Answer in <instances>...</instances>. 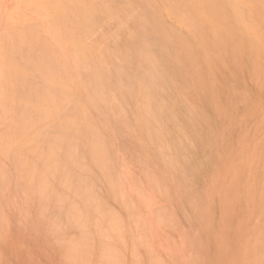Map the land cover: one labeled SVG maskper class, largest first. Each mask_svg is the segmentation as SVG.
<instances>
[{
	"label": "bare ground",
	"instance_id": "6f19581e",
	"mask_svg": "<svg viewBox=\"0 0 264 264\" xmlns=\"http://www.w3.org/2000/svg\"><path fill=\"white\" fill-rule=\"evenodd\" d=\"M231 1V0H230ZM238 1V0H237ZM249 0H247V4H246V7H247V5L250 3V1L248 2ZM263 1V0H262ZM157 2H164V6H166V7H168V12L174 17V19L176 18L180 23H181V27H182V25H185L186 26V28L189 30V34L187 33V32H184L185 30H186V28L184 27L183 29H184V31L181 29V27H180V29H181V31L183 32L182 34H184V33H187V35L188 36H186V35H183V36H181L180 35V33L181 32H178L177 33V31H176V33L177 34H174L173 32H172V30H170L171 28H168L169 26L168 25H172V24H175V23H170V21H172L173 19H170L169 20V24L166 26L165 24H167V20L166 19H164L163 21H167V22H163L162 21V18H160L159 16H160V14H159V11H158V8H157V6H159V3H158V5H157ZM224 2H226V3H228L227 1H225V0H0V132H1V130L3 129V131L1 132V135H0V158L2 159V156H4L3 157V159L6 157L7 159H4L5 161H1V159H0V161L2 162V164H1V166L2 167H4V169L5 170H9V172H10V167H11V169L14 167V164H15V167L17 166V162H18V164H21V166L23 165L24 167H26V171H27V173H24L23 174V172H22V169L24 170V172H26L25 171V169H24V167L22 166V168L21 167H19V166H17V168H18V170L15 168V170H17L19 173H20V177H22V178H20L21 180H22V182H18L17 180H19V179H16V177L18 176V172L16 171V172H14L15 174L17 173V175H15V174H13V175H15V177H14V182H18V185L17 186H19V187H25V184L26 183H28V185L29 186H32L33 185V183L34 182H36L37 180L36 179H39V176L37 175V168H38V166H39V168H40V170H41V165L43 166H45V171L43 172L42 171V175L40 176V184H41V186H44V184L42 185V182L43 183H45L46 185V189L44 188V187H41V188H43V193H38V191H40L41 189H39V190H37V189H33L34 188V185L32 186L33 188V190H34V192L33 191H31L32 189L30 188L29 189V186L27 185L26 187H27V192H28V194H32L33 196H34V194H41V197H42V199H41V197H39L40 198V200H43L44 202L42 203L40 200H38L39 198H38V196L39 195H37L36 197L34 196L33 198H35V199H37L38 200V202H37V200H35L37 203V213H36V217L37 218H39V216H41V221H42V225L40 224L39 226H41L40 228V230H43V232H45V230H46V233H47V235H49L47 238H51L50 239V242H53V240L52 239H54V238H52L51 236L53 235V234H55V232L53 233L52 231H50L49 230V228L51 229V228H57V231L58 232H60V229L62 228V227H64V226H62V225H65V221H66V219H65V216L67 215V214H63V216H62V218L60 217V214H59V212L60 211H62L63 212V210L62 209H65L64 208V204H63V206H62V204H58V206H57V204H56V207H58V208H56V211H55V209H53L55 212H57V210H59V208L60 207H63V208H60L61 210L58 212V217H57V215L55 216V213H54V217L55 218H59L60 217V219L58 220L59 222L61 221V222H63L64 224H62L61 222V224H59V223H57L58 221H53L52 220V222L50 223V222H48V223H50V225L48 226L47 224V221L46 220H44V217L41 215V214H44V212H46L45 214H44V216H46V214L48 215L49 214V211H47V210H51V209H47L46 210V208L49 206V205H51L50 204V201L53 199L52 197H56V199L54 200V205H55V201L56 200H58L57 198H59L60 199V196H61V198L63 197L64 198V196H65V200H66V198H67V200L66 201H70V204H68L69 202H66V201H64V202H66L68 205V207L66 206V208H76V211H77V205L79 206V204L78 203H83L84 204V202H86V198H84V199H86V200H82L81 202H79V199L77 198V197H75L76 195H79L80 194V192H81V194L80 195H83L84 194V191H83V189L85 188V187H81V186H78V185H80L82 182H77L78 180L80 181V179H78V178H81L82 180L81 181H83V178H85L86 176H87V174H89L88 172H89V170H90V172H91V169L90 168H92V167H90L89 166V164L87 163V159L85 158L86 156H84V154L85 155H89V156H92L91 157V160H92V158L93 157H95L97 160L98 159H100L101 160V158L103 157V154H104V156L108 153L107 151H104L103 149H106V150H108V148H106L105 147V145H107V144H105L104 142V138H102V136L104 137V135H102V136H100V134H99V130H98V127L97 126H100L99 125V122L97 123L96 121V117H95V119H93V117L96 115H98L97 113H101V111L104 109V113L106 112V113H108V112H111L113 115H114V117L116 116L117 117V114H115V112L116 113H120L121 111H122V109H123V105L122 104H129L128 103V101L130 102H132L133 100H129V99H132V98H134L136 101H138V105H137V103H136V105L134 104V103H131L132 105L134 104L135 106H133V107H135L136 108V106H137V109H138V107L140 108V112L141 113H139V111H137L138 113H137V121H136V113L134 112L133 114H134V119H135V122L137 123L136 125L137 126H135V127H137V129H139L140 130V127H142V130H143V128H144V130L142 131L141 130V133L143 132V133H145L144 134V137L146 136L147 137V135H146V131H147V134L149 135V137L148 138H150V140L151 141H149L148 140V138L146 139V137L144 138V139H146L147 141H149L148 143L150 144V145H152L153 143L152 142H155L156 141V143H157V148L159 147V145H160V150H157L158 152H156L157 153V157H155L154 159H156V158H160V159H165L164 161H166L167 160V158H169V156L167 155L168 153H166V155L165 154H163V152L165 153L166 152V148H168L167 150L168 151H170V150H172V148H175V150L173 149V151H175V153L174 152H170L171 154L173 153V154H176V155H178L179 156V152L178 151H180L179 150V147H178V145H181L180 143H184L183 145H181L183 148H184V145H185V142H186V140H184V138L185 139H187V138H193L194 139V141H195V139H197V142H196V144L194 143V141L192 142V141H189V142H192L193 143V145H194V147H192V146H189L190 144H188L187 145V147L189 146V149H193L194 151H196L195 149L197 148V150L198 151H196V153H195V156H197L196 154L197 153H199V154H201V155H199V156H201V158H199L200 160L201 159H209V157H206L205 156V154L208 156H211V153H212V149H213V143H215V142H218L219 140H216L215 142H213L214 141V138H215V136H217V134L210 140V138L211 137H209L208 139L205 137L206 136V134H208L207 133V131L209 132V128H208V125H207V123L205 124L204 122L205 121H207V120H205L204 122H203V120L205 119V118H207V117H203L202 116V113H203V110L201 109L200 111L202 112V113H200L198 110V108H196V105H197V107H198V103H197V101H198V98L195 100L194 98L197 96V95H199L201 92H203V90H204V88H206L205 86H204V88H203V86L202 85H200V84H202V83H197L198 81H201V78H202V76H201V72H200V70L198 69V66H200V65H198V64H196L197 63V59H199V52L200 51H202V49L205 51V50H208L207 51V53L209 52V53H211V50L213 51H215V50H217V54H219L220 55V58H219V60H220V63H221V59H222V61H225L226 62V64L228 63L229 64V62H233V61H237L235 58V54H233L232 53V51H233V49H232V51H231V46L228 44V41H225V38H224V36H223V40L224 41H222V35L224 34L222 31V28L220 27V29H215L214 30V27L213 28H211L210 26L211 25H208V26H206L207 24H211L212 22H211V19L209 20L211 23H206V25L203 23V21L202 22H200V19H203V18H201L200 17V15H202V14H200V11H202L203 10V12H206L207 14H209L211 17L212 16H214V17H216L217 15H218V12L222 9L223 10V13H224V11H226V10H224L223 8H221L220 7V5H222ZM233 2V1H232ZM236 2V1H235ZM242 2H243V0H242ZM252 2V1H251ZM246 3V2H245ZM244 3V4H245ZM263 3V2H262ZM231 4V3H230ZM229 4V5H230ZM241 4V3H240ZM243 4V5H244ZM236 4H234L233 3V5L232 6H235ZM252 5V4H251ZM251 5H249L250 7H251ZM163 6V7H164ZM231 6V5H230ZM242 6V5H241ZM241 6H239V7H241ZM229 7V6H228ZM243 7V6H242ZM241 7V8H242ZM245 7V6H244ZM256 7V6H255ZM254 4L252 5V8H253V11H254V13L253 14H255V11H258V8H256V10H254ZM221 8V9H220ZM166 9V8H165ZM225 9H228V8H225ZM231 9V8H230ZM237 9H239V8H237ZM236 9V10H237ZM234 10V9H233ZM240 10V9H239ZM239 10H237L238 12H239ZM166 11H167V9H166ZM237 11H236V13H237ZM241 11V10H240ZM244 11V10H243ZM248 11V10H247ZM252 11V10H251ZM163 12H164V10H163ZM162 12V13H163ZM202 12V13H203ZM221 12V11H220ZM228 11H226V13H227ZM233 12V11H232ZM259 13H260V11H258ZM257 12V13H258ZM166 15H168L166 12H164ZM222 13V12H221ZM229 13V12H228ZM248 13V12H247ZM258 13V14H259ZM33 14H35V16H36V18L33 16ZM205 15V14H204ZM208 15V17L210 18V16ZM225 15V14H224ZM228 15H230V14H228ZM239 15V14H238ZM250 15V14H249ZM32 16L34 17V18H32ZM219 16V15H218ZM235 16V15H234ZM230 17V16H229ZM205 18H207L206 16L204 17V20H205ZM213 18V17H212ZM232 18V17H231ZM235 18V17H234ZM233 18V19H234ZM214 19V18H213ZM226 19H227V17H226ZM230 19V18H229ZM228 19V20H229ZM233 19H231V20H233ZM262 19V18H261ZM33 20V21H32ZM34 20H36V21H34ZM218 20V19H217ZM236 20V19H235ZM237 20H238V18H237ZM206 21V20H205ZM204 21V22H205ZM213 21V20H212ZM238 21H240V20H238ZM34 22V23H33ZM215 22H216V20H215ZM176 23H177V21H176ZM216 23H218V22H216ZM221 23V22H220ZM234 23V22H233ZM236 23H237V21H236ZM31 24H33V25H31ZM219 24V23H218ZM216 25V26H218L219 27V25ZM223 24V23H222ZM221 25V24H220ZM212 26H215V24L214 25H212ZM216 26H215V28H216ZM234 26H236V25H234ZM174 27H175V25H174ZM173 27V28H174ZM225 27L227 28V26L225 25ZM224 27V28H225ZM229 27V26H228ZM240 27V26H239ZM238 27V29L237 30H240V28ZM248 28L250 27V25L249 26H247ZM175 28H178V27H175ZM230 28V27H229ZM229 28H228V30H226L227 31V33H229L230 35H231V31L230 32H228L229 31ZM244 28V27H243ZM251 28V27H250ZM179 29V28H178ZM174 30V29H173ZM236 30V29H235ZM234 30V31H235ZM242 30V29H241ZM248 31H250L249 29H247ZM44 31V32H43ZM219 31H221L223 34H219ZM237 32V31H236ZM236 32H235V34H236ZM152 33V34H151ZM238 34H239V32H237ZM242 33H244L243 35H245V32L243 31ZM248 33H250V32H248ZM154 34V35H153ZM179 34V35H178ZM229 34H228V36H229ZM234 33H233V36L235 35ZM251 34V33H250ZM249 34V35H250ZM256 34V33H255ZM98 35V37H96ZM220 35H221V38L219 39L218 37H220ZM253 37H254V35L253 34H251ZM96 37L97 38V40L94 42V43H91L90 42V40L92 39L91 37ZM150 36V37H149ZM218 36V37H217ZM232 35H231V38L233 37ZM245 36H248L247 34L245 35ZM256 36V35H255ZM152 37H154V39H156V40H153L152 39ZM191 37L193 38V40H194V45L196 44V46L197 47H199V48H195V46L193 47V44H192V42L190 41L191 40ZM147 38H150V41H149V39H147ZM235 38L237 39V34L235 35ZM239 38V37H238ZM243 38V42H244V38L245 37H242ZM248 38H249V36H248ZM226 39H227V37H226ZM247 39V38H246ZM230 40V39H229ZM233 40V39H232ZM239 40V39H238ZM238 40H237V42H238ZM256 40L258 41L259 40V38L257 39L256 38ZM256 40H253L252 41V44H253V42L254 41H256ZM92 41V40H91ZM147 41H149L150 43H152V44H150L149 42H147ZM170 43H169V42ZM231 41V40H230ZM240 41H241V38H240ZM239 41V42H240ZM250 41V40H249ZM155 42H158V43H155ZM162 42H164V43H167L168 45L169 44H171L170 46L171 47H173V45H174V51H173V49L172 50H169V49H167V47H168V45L166 44V48L164 49V51H163V53L161 52L162 51V49H160L161 51L159 52L158 51V49L159 48H163V46H161L163 43ZM233 42H234V40H233ZM246 42V41H245ZM150 45H149V44ZM154 43V44H153ZM159 43H162L161 45L159 44ZM247 43V42H246ZM245 43V44H246ZM262 43V46H264V42H259V45ZM156 44H159L160 45V47H158L157 46V51L156 52H158V53H156V54H158V57H156L157 55H155V53L153 52V50L155 51V49L156 48H153V46L154 45H156ZM236 44V43H235ZM237 44H241V43H237ZM152 45V46H151ZM232 45V44H231ZM238 45V46H239ZM257 45V46H256ZM150 46V47H149ZM165 46V45H164ZM170 46H169V48H170ZM241 46V45H240ZM247 47H249L248 45H246ZM261 46V45H260ZM259 46V47H260ZM153 48V50H152V52H151V49ZM156 47V46H155ZM176 47V48H175ZM232 47H233V45H232ZM255 47H257V48H259L258 47V42H256V44H255ZM177 48H179V50L177 49ZM264 47H262V50H261V54H262V52H263V54H264V49H263ZM236 48H234V50H235ZM245 49H246V47H245ZM261 49V48H260ZM200 50V51H199ZM237 50V49H236ZM236 50H235V52H236ZM243 50V52H245L244 51V49H242ZM249 50H250V47H249ZM248 50V51H249ZM171 51L172 52H176L177 51V54L175 53V55L173 54V59H172V56H171ZM214 51H213V53H214ZM239 51V50H238ZM254 51H255V48H254ZM253 51V52H254ZM203 52V51H202ZM206 52V51H205ZM205 52L203 53V55L202 56H206L207 57V55L205 54ZM242 52V51H241ZM153 53V54H152ZM160 53H161V55H160ZM208 53V54H209ZM239 53H240V51H239ZM238 53V54H239ZM246 53V52H245ZM249 53V52H248ZM248 53H246L247 54V56H248ZM255 53H257V51L255 52ZM259 53V52H258ZM205 54V55H204ZM212 54V53H211ZM241 54V53H240ZM262 54V55H263ZM214 54H212V56H213ZM218 55V56H219ZM249 55H251V54H249ZM262 55H260V56H262ZM154 56V57H153ZM210 54H209V57L211 58L212 57ZM241 56H242V54H241ZM215 57V55L213 56V58ZM246 57V56H245ZM255 57V56H254ZM263 57V56H262ZM262 57H260L261 58V60H262ZM242 58V57H241ZM240 58V59H241ZM201 59V62H203V60H202V57L200 58ZM205 59H209V58H205ZM245 59V58H244ZM210 60V59H209ZM211 60L214 62V60L211 58ZM216 61L218 62V57H216ZM244 60L242 59V63H244L243 62ZM204 62H205V64H209L208 65V67H209V71H211V69H210V66H211V64H214V65H216L215 63H211V62H206L205 60H204ZM203 62V63H204ZM239 62V61H238ZM238 62H234V64H237ZM200 63V62H199ZM211 63V64H210ZM219 63V62H218ZM240 63H241V61H240ZM239 63V64H240ZM257 63H259V62H257ZM227 64V65H228ZM233 64V63H232ZM245 64H247L246 63V61H245ZM198 65V66H197ZM222 65V64H221ZM224 65V64H223ZM241 65V64H240ZM183 66L184 67H186V68H184L183 69ZM237 66V65H236ZM245 66V65H244ZM249 66V65H248ZM247 66V67H248ZM202 67V66H201ZM212 67V71H211V74H213V73H215L214 72V70H213V67L214 66H211ZM223 67V66H222ZM225 67V66H224ZM229 67V69H231L230 68V66H228ZM231 67H233V66H231ZM235 67V66H234ZM241 67H242V65H241ZM246 67V66H245ZM259 67V66H258ZM207 68V67H206ZM214 68H217L216 66L214 67ZM226 68V67H225ZM224 68V69H225ZM238 68H240V67H238ZM237 68V69H238ZM202 69H203V67H202ZM223 69V68H222ZM234 69V68H233ZM241 70H242V68H240ZM217 71H218V73L222 76L225 72H223V74H221L220 72V70L219 69H216ZM226 70H228V69H226ZM133 71V75H131V72ZM224 71V70H223ZM230 71V70H229ZM246 71V70H245ZM245 71L244 72H242V73H245ZM264 71V70H263ZM236 72H239V71H236V70H234V76H236L235 78H237V75H239V74H236L235 75V73ZM217 73V72H216ZM216 73L213 75L214 77H213V80H216L217 79V76H216ZM228 71H227V76H228ZM239 73H241V72H239ZM210 74V73H209ZM232 74V73H231ZM203 75H204V73H203ZM218 75V74H217ZM219 75V76H220ZM225 75V76H226ZM230 75V74H229ZM243 76H244V74H242ZM241 75V76H242ZM216 76V77H215ZM223 77L224 78V80L227 78V76L226 77ZM233 76V74L231 75V76H229V77H231L230 79H229V81L231 82V81H233L235 78H233L232 77ZM260 76V75H259ZM34 77H36V78H34ZM38 77V78H37ZM40 77V78H39ZM207 77V76H206ZM210 77V76H209ZM245 77V76H244ZM216 78V79H215ZM219 78H221V80L223 79L222 77H219ZM40 80V82H38L39 80ZM208 79V78H207ZM211 80H212V77L210 78ZM239 79H242V77H240ZM238 78H237V80H239ZM245 79V78H244ZM38 82V84L36 83V81ZM217 80H219V81H221L220 79H217ZM216 80V81H217ZM224 80H222L221 81V83H223V82H225ZM227 80H228V78H227ZM195 81H197V82H195ZM216 81H214V82H216ZM240 81V80H239ZM239 81H237V83L239 82ZM245 81V80H244ZM243 81V82H244ZM201 82H203V81H201ZM230 82H228V84L231 86V89H233V87H232V85H235V81H233V84H232V82H231V84H230ZM241 82V81H240ZM239 82V83H240ZM243 82H241L240 84L238 83V85H237V87H239V88H237L236 86V88L234 87V89H239V91H242L243 89L241 88V87H243V86H241L242 85V83ZM246 82V81H245ZM40 83H42V84H40ZM196 85H195V84ZM210 83H211V81H210ZM217 84H220L219 85V87L221 86V83H219L218 81L216 82ZM204 84V83H203ZM217 84H216V86H215V84H213L212 86H215L216 88H217ZM225 83H223V85H224ZM244 85V84H243ZM258 85V84H257ZM39 86H42V87H39ZM226 86V85H225ZM224 86V87H225ZM106 87H108L109 88V90H108V88L106 89ZM208 87H209V85H208ZM214 88V87H213ZM244 88V87H243ZM210 89H212V88H210ZM233 89V90H234ZM192 90V91H191ZM208 91H210L209 90V88L207 89ZM246 90H247V87H246ZM249 90V89H248ZM235 91V90H234ZM233 91V92H234ZM238 91V92H239ZM243 91H245V90H243ZM205 92V91H204ZM214 92H215V90H214ZM232 92V91H231ZM231 93L232 95L231 96H236V94H237V98H238V95H239V93ZM236 92V91H235ZM206 93V92H205ZM210 94H211V91L209 92ZM212 93H213V91H212ZM218 93H219V88H218ZM246 93V92H245ZM245 93H244V95H243V97L245 96ZM247 93H248V91H247ZM262 93H263V91H262ZM207 94V93H206ZM220 94V93H219ZM221 94H222V92H221ZM241 94H243V92L241 93ZM215 95V94H214ZM217 95V94H216ZM248 95V94H247ZM184 96H189V97H191V102L189 103V101L187 102V101H184V100H187V98L185 97V99H184ZM221 96V95H220ZM233 96V98L231 99V100H234L235 101V99H237L236 97H234ZM189 97H188V99H189ZM211 99L212 100H214L213 99V96H212V94H211ZM216 97V96H215ZM219 96H217V98H218ZM227 97V96H226ZM230 97V96H229ZM246 97H248L249 98V96H246ZM192 98L195 100V102H196V105H194L195 103H192ZM216 98V99H217ZM223 98V97H222ZM235 98V99H234ZM184 99V100H183ZM210 99V98H209ZM210 99V100H211ZM215 99V100H216ZM228 99V98H227ZM246 99V98H245ZM252 99V98H251ZM135 100L133 101V102H135ZM209 100V101H210ZM214 100V101H215ZM221 100V99H220ZM224 100H226L225 98H224ZM238 100L239 99H237V101H235V102H238ZM249 100H250V98H249ZM249 100H248V102H249ZM127 101V103H124V102H126ZM214 101H212V102H214ZM217 102H218V100H216ZM241 101V100H240ZM239 101V102H240ZM261 101V100H260ZM116 102H118V104L116 103ZM199 102V101H198ZM201 102V101H200ZM222 102V101H221ZM231 102V101H230ZM244 102V101H243ZM113 103H115L114 105H113ZM211 103V102H210ZM111 104V108H109L110 105ZM131 104H130V106H128L127 105V107H129V108H132L131 107ZM216 103H214V105H215ZM217 104H221V103H217ZM223 104H224V102H223ZM233 104H234V102H233ZM232 104V105H233ZM236 104V103H235ZM203 105V104H202ZM214 105L212 104V106L214 107ZM225 105V104H224ZM229 105V104H228ZM231 105V104H230ZM237 105V104H236ZM239 105V104H238ZM237 105V107H238V109L240 108V106H238ZM245 105V104H244ZM247 105V104H246ZM246 105H245V107H246ZM225 106H227V103H226V105ZM234 106V105H233ZM249 106H250V103H249ZM203 107V106H202ZM219 107V111H220V106H218ZM217 107V108H218ZM222 107H224V106H222ZM228 107V106H227ZM231 107V106H230ZM243 107V106H242ZM210 108H211V105H210ZM232 108V107H231ZM235 108V107H234ZM204 109H206V108H204ZM212 109V108H211ZM237 109V110H238ZM128 110V109H127ZM127 110H126V114H127ZM135 110V109H134ZM133 110V111H134ZM217 110V112L216 113H219V111ZM229 110V112H230V109H228ZM108 111V112H107ZM128 111H131V109L130 110H128ZM214 111H216L215 110V107H214ZM221 111H222V109H221ZM224 111H225V109H224ZM227 111V110H226ZM204 112H206L207 113V111H205L204 110ZM223 112V111H222ZM221 112V113H222ZM234 112V111H233ZM238 112V111H237ZM94 113H96L94 116H93V114ZM213 113H215V112H213ZM221 113H219V114H221ZM226 114V112H223V114ZM240 113V112H239ZM121 114V113H120ZM122 114H124V112H122ZM126 114H125V118H127V116H126ZM133 114H132V116H133ZM205 114V113H204ZM209 116H210V113H207ZM206 114V115H207ZM219 114H217V115H219ZM222 114V115H223ZM230 114V113H229ZM228 114V115H229ZM109 115H110V113H109ZM127 115H129V113L127 114ZM139 115V116H138ZM215 115V114H214ZM214 115H213V117H214ZM227 115V114H226ZM227 115V116H228ZM106 116V115H105ZM111 116V115H110ZM109 116V117H110ZM119 116V115H118ZM130 116V115H129ZM108 117V118H109ZM111 117H113V116H111ZM124 117H122V118H124ZM222 117V116H221ZM229 117V116H228ZM117 118H121L120 116L119 117H117ZM204 118V119H203ZM209 118V117H208ZM216 118V117H215ZM128 119V118H127ZM127 119H126V122L127 123H125V122H123V119H121V121L119 120V122H123L122 124H124L125 123V127H126V124H127V128H128V125H131L132 126V124H131V122H133L131 119H130V121H129V119H128V121L130 122V123H128V121H127ZM180 119V120H179ZM212 119V118H211ZM225 119H227L226 117H225ZM96 120V121H95ZM103 120H104V117H103ZM116 120V119H115ZM209 120V119H208ZM218 122H219V120H218V118L216 119ZM224 120V119H223ZM230 120V119H229ZM233 120V119H232ZM107 121V120H106ZM124 121H125V119H124ZM192 121L195 123V125L192 123ZM209 121H211V120H209ZM208 121V122H209ZM212 121H213V119H212ZM227 121V120H226ZM225 121V123H227ZM108 122V121H107ZM111 122V121H110ZM113 122V121H112ZM117 122V121H116ZM192 124H191V123ZM214 122V121H213ZM222 122V121H221ZM115 123V122H114ZM184 125L183 127H182V124ZM189 123L191 124V127H190V125H189ZM210 123V122H209ZM169 124H171V125H169ZM181 124V125H180ZM202 124H205L206 126L205 127H207L208 128V130H206L207 128H205V130H204V125H202ZM121 125V124H120ZM120 125H118V122H117V126H115V127H118L120 130H125L126 132H128V129L129 128H131V129H133L131 126H129V128L128 129H123V128H121L120 127ZM201 125H202V127H203V130H202V127H201ZM210 125H212V123L210 124ZM214 125H215V122H214ZM213 125V126H214ZM223 125H224V123H223ZM242 125H243V123H242ZM121 126H123V125H121ZM199 128H198V127ZM219 126V125H218ZM226 126V125H225ZM109 127V126H108ZM114 127V128H115ZM139 127V128H138ZM170 127V128H169ZM172 127V128H171ZM182 127V128H181ZM185 127H187V128H185ZM197 127V128H196ZM212 127V126H211ZM211 127H210V129H211ZM220 127H221V125H220ZM219 127V128H220ZM47 128H49V129H51V128H53L52 130H53V133H49V132H47L46 130H47ZM113 128V129H114ZM171 129V130H169V129ZM109 129H112L111 127L109 128ZM116 129V128H115ZM215 129H217L216 127H215ZM242 129V128H241ZM118 130V129H117ZM184 131V133H183V131ZM212 130V129H211ZM225 130V129H224ZM112 131V130H111ZM110 131V132H111ZM124 131V132H125ZM132 131V130H131ZM136 131V129L135 130H133L132 132H130V134H133L132 135V137L134 136V134L136 133V135H137V132H135ZM188 133H186V132ZM214 131H216V130H214ZM230 131V130H229ZM252 131V130H251ZM101 132V131H100ZM113 132V131H112ZM122 132L123 131H121V134H122ZM125 132V135L127 136V137H129L130 138V136L131 135H128V133H126ZM133 132H135V133H133ZM204 132L206 133V134H204ZM119 133V132H118ZM53 134V135H52ZM112 134V133H111ZM114 134V133H113ZM210 134V135H209ZM208 134V136H211L212 134L211 133H209ZM221 134H223V132H221ZM230 134V133H229ZM120 135V134H119ZM123 135V134H122ZM125 135L123 136L124 138H125ZM188 135H190V136H188ZM218 135H220V133H218ZM138 136V135H137ZM111 137V136H110ZM125 138V139H127L126 140V143H127V141H131V142H133L134 143V137L132 138L134 141H132L131 140V138L130 139H128V138ZM204 137H205V140H204ZM120 138H121V136H120ZM119 137H118V139L119 140H121ZM137 138V137H136ZM190 138H189V140H190ZM217 138H218V136H217ZM220 139L222 138V137H219ZM223 138H224V136H223ZM112 139V138H111ZM123 139V138H122ZM143 139V141H145ZM193 139H191V140H193ZM226 139V138H225ZM105 140H106V137H105ZM107 140H109V139H107ZM199 140H201V141H199ZM183 141V142H182ZM185 141V142H184ZM187 141H188V139H187ZM211 141V142H210ZM108 142V141H107ZM106 142V143H107ZM112 142H113V139H112ZM117 142L119 143L120 141H118L117 140ZM121 142H124L125 143V141L123 140V141H121ZM136 142H137V144H136ZM136 142L134 143V145H137V146H133L134 148L135 147H138V144L139 145H141V146H143V147H145L144 145H142V143L140 144L139 142H138V140L136 139ZM146 142V141H145ZM201 142H202V144H203V147H200V146H202V144H201ZM116 143V142H115ZM132 143V144H133ZM147 143V142H146ZM147 143V144H148ZM152 143V144H151ZM191 143V144H192ZM108 144H110V146H111V142L110 143H108ZM199 144V147L201 148V150L199 151V147H197V145ZM212 145V146H210V149H208L207 147L208 146H206V145ZM218 144V143H217ZM120 145V144H119ZM122 145V144H121ZM129 145V144H128ZM149 145V146H150ZM109 146V145H108ZM124 147H126L125 145H123ZM122 146V147H123ZM154 146H155V143H154ZM180 146V148L182 149V147ZM204 146H206L205 148H207V151H205L206 149L204 148ZM105 147V148H104ZM115 147H116V145H115ZM113 148L114 150H116V148ZM117 147H119L118 145H117ZM132 147V146H131ZM132 147V148H133ZM177 147H178V151L176 150L177 149ZM192 147V148H191ZM211 147H212V149H211ZM214 147H217V146H214ZM233 147V146H232ZM120 148V147H119ZM147 148V147H146ZM154 148V147H153ZM152 148V149H153ZM205 150H204V149ZM219 148V147H218ZM214 149V151L215 150H219V149ZM110 149H112V147L111 148H109V152H110ZM126 149V148H125ZM162 149L163 150H165V151H163L162 152ZM184 149H186V146H185V148ZM221 149V148H220ZM129 150L131 151V149L129 148ZM128 150V151H129ZM140 150H142V149H140ZM147 150H149L150 151V149L149 148H147ZM236 150V149H235ZM17 151V152H16ZM103 151H104V153H103ZM113 151V150H112ZM111 151V152H112ZM117 151H118V149L115 151L116 153H117ZM127 153H128V151H127V149L125 150ZM124 151V153L123 154H125L126 152ZM130 151H129V153H130ZM183 151V153L186 155V151H187V149H186V151L185 150H182ZM185 151V152H184ZM201 151H205V152H207V153H204V152H201ZM211 153H210V152ZM261 151V150H260ZM19 153L18 155L17 154H15V153ZM114 152V151H113ZM118 152H120V150L118 151ZM123 152V151H122ZM122 152H121V154H122ZM135 151H133V153H134ZM193 152V151H192ZM231 152V151H230ZM250 152V151H249ZM248 152V153H249ZM8 153H10V157L9 156H6ZM12 153H14L15 155H16V157H15V155L14 154H12ZM151 153V152H150ZM182 153V152H181ZM182 153V154H183ZM203 153V154H202ZM226 153V152H225ZM83 156H82V155ZM110 154V159L112 158V155H113V153H109ZM119 155L118 153L117 154H115V155H119V156H121L122 157V155ZM170 154V155H171ZM173 154L171 155V157L172 158H170V159H173V160H175V156H173ZM182 154H180V155H182ZM183 154V155H184ZM188 154H190V152L188 153ZM188 154H187V156L185 157V158H187V159H185L184 158V156L182 155L181 156V158H180V156H179V158H180V161L178 160L179 158H178V156H177V160L179 161V163H181L182 161H188V159H189V161H188V165L190 164L189 162H190V156H191V154L188 156ZM194 154V153H193ZM219 154V153H218ZM2 155V156H1ZM9 155V154H8ZM12 155V156H11ZM82 157H81V156ZM127 155V154H126ZM126 155H124V157H125V160H126ZM139 155H140V152H139ZM138 155V156H139ZM205 157H204V156ZM16 159H18V160H20V163H19V161L17 160V162L16 161H13L15 158ZM80 156V157H79ZM107 156H108V154H107ZM130 156H131V154H130ZM133 156V155H132ZM130 157V161L132 160V159H134L133 157H135V159H138L139 157V159H140V163L142 162V161H145L144 159V156H143V158H142V156H139V157H137V153H135V156H133V157ZM202 156H203V158H202ZM8 157L10 158V160H11V158L13 159L12 161L13 162H11V165H10V161H8L9 159H8ZM83 157L86 159H84L83 160ZM118 157V156H117ZM123 157V158H124ZM137 157V158H136ZM182 157H183V159H185V160H183L182 159ZM192 157V156H191ZM194 157V156H193ZM212 157V156H211ZM109 158V157H108ZM115 158H116V156H114L113 155V160H115ZM123 158H117V160L119 159V161H117V163H115V165H117L121 160L122 161H124V159ZM128 158H129V156H128ZM127 158V159H128ZM152 158V157H151ZM151 158H149V159H151ZM15 159V160H16ZM62 159H65V160H67L68 162H66L67 164H68V167H63V166H67V165H64L65 164V161H62V162H60ZM105 159H107V158H105ZM105 159H102L103 161H105ZM110 159H109V161H110ZM139 159L137 160V162L139 161ZM143 159V160H142ZM181 159H182V161H181ZM199 159H197V160H195V161H197V162H195L197 165H199L200 163H201V165H202V161H200L199 162V164H198V160ZM207 159L205 160V161H207ZM6 160H7V163H8V165H10V167H7L6 168V164H5V162H6ZM81 160V161H80ZM82 160L84 161V163H85V161H86V163L88 164V166L87 167H90L89 168V170H88V172H87V174H86V170L84 171V172H82V170H78L79 169V167L82 169V166H83V162H82ZM90 160V161H91ZM97 160H93V161H97ZM129 160V159H128ZM142 160V161H141ZM159 160V159H158ZM210 160V159H209ZM208 160V161H209ZM247 160V159H246ZM103 161H101V162H103ZM107 161H108V159H107ZM130 161H128V162H130ZM133 161V160H132ZM135 161V160H134ZM146 161L147 162H149L147 159H146ZM160 161V160H159ZM163 161V162H164ZM178 161H176L177 163H176V165L177 164H179L178 163ZM204 161V160H203ZM221 161V160H220ZM259 161V160H258ZM80 162H82V163H80ZM106 162V161H105ZM105 162H103V164L105 163ZM113 162V161H112ZM116 162V161H115ZM147 162H145V163H147ZM150 162H152L153 163V160L151 159L150 160ZM149 162V163H150ZM157 162V161H156ZM169 162V160L167 161V162H165V163H167L169 166H171V165H173V162L172 161H170L171 163V165L168 163ZM193 162V161H192ZM213 162V161H212ZM244 162V161H243ZM243 162H242V164H243ZM246 162V161H245ZM12 163H14V164H12ZM62 163V164H61ZM91 163H92V161H91ZM94 163V162H93ZM92 163V165L94 166V165H96V163H97V167L98 168H96V166L94 167L95 169H97V170H99L100 168L99 167H103L104 168V166H103V164H100L101 166H99L98 164H99V162L97 161L95 164H93ZM107 163V162H106ZM105 163V164H106ZM125 163H127L126 161L125 162H123V167L125 166L124 164ZM142 163H144V162H142ZM149 163L147 164V165H149ZM152 163H150V164H152ZM175 163V162H174ZM194 163V162H193ZM3 164H4V166H3ZM41 164V165H40ZM81 164V165H80ZM104 164V165H105ZM185 164H187L186 162H185ZM195 164V165H196ZM205 164V163H204ZM264 164V163H263ZM13 165V166H12ZM63 165V166H62ZM85 165V164H84ZM112 165V164H111ZM114 165V164H113ZM113 165H112V167H113ZM140 165H142V164H140ZM180 166V168H181V166L182 167H185V165H183V162H182V164H179ZM188 165H186V166H188ZM194 165V166H195ZM243 165H245V164H243ZM251 165V164H250ZM250 165H248V166H250ZM0 166V168H2ZM43 166V167H44ZM73 166H77L78 168L76 169V168H74ZM85 166V167H86ZM106 166V165H105ZM120 166H122L121 165V163L118 165V167L120 168ZM153 166V165H152ZM155 166V165H154ZM153 166V167H154ZM247 166V167H248ZM252 166H253V164H252ZM259 166V165H258ZM264 166V165H263ZM42 167V168H43ZM122 167V168H123ZM143 167H145V166H143ZM172 167V166H171ZM175 167H177L179 170H180V168L178 167V166H174V168L173 169H171L170 167V169L173 171V170H175L176 171V169L177 168H175ZM199 168H201L200 166H198ZM232 167V166H231ZM38 168V169H39ZM67 170H66V169ZM68 168H70L71 169V172H70V169H68ZM83 168H84V166H83ZM106 168V167H105ZM109 167H107V169H108ZM118 168V169H119ZM122 168H120L119 170H115V169H117V166H116V168H115V166H114V170L113 171H110V172H114V174L116 173L119 177H120V175H121V177H122V175L123 174H120V173H122L121 171H123L122 170ZM125 168V167H124ZM148 168V167H147ZM159 168V167H158ZM189 168H191V166L189 167ZM73 169H76V170H78V171H81V174H86V176L85 177H83L84 176V174L81 176H79V177H77L78 176V174H75V173H73ZM110 169H111V166H110ZM113 169V168H112ZM111 169V170H112ZM130 169H131V167H130ZM177 169V170H178ZM183 169H188V168H182V170ZM196 168H193V170H195ZM262 169V168H261ZM14 170V171H15ZM21 170V171H20ZM37 170V171H36ZM76 170H74V172L76 171ZM93 170V169H92ZM101 171H104V170H102V168L100 169ZM148 170V169H147ZM153 170V169H152ZM152 170H150V171H152ZM158 170V169H157ZM157 170L156 171H153V173L155 172H157ZM160 170H162V168L160 169ZM179 170H178V172H179ZM191 170V169H190ZM201 170V169H200ZM1 171L3 172V170L1 169ZM0 171V172H1ZM107 170H105V172H106ZM108 171H109V169H108ZM116 171H120L119 173L118 172H116ZM143 171V170H142ZM159 171V170H158ZM163 171V170H162ZM196 171V170H195ZM209 171V170H208ZM8 172V171H7ZM9 172L7 173V176H9L11 173H13V171H11L10 172V174H9ZM41 172V171H40ZM69 172H70V175H69ZM97 172V171H96ZM96 172L94 171H92L91 172V174L93 173H95L96 174ZM105 172H100L102 175H103V178H104V176H106V174H104ZM128 172V171H127ZM144 172V171H143ZM147 172V171H146ZM148 172H149V170H148ZM160 172V171H159ZM177 172V173H178ZM181 172H184L183 173V175H181ZM185 172L187 173L188 172V170L187 171H185V170H183V171H180V175H181V178L183 177V176H185L184 174H185ZM197 172V171H196ZM199 172V171H198ZM4 173V172H3ZM38 173H39V171H38ZM72 173H73V175H77L76 177H72ZM76 173H78V172H76ZM124 174H126V170L124 169V172H123ZM176 173V174H177ZM189 173V172H188ZM262 173H264V172H262ZM9 174V175H8ZM41 174V173H40ZM80 174V173H79ZM91 174H89V175H91ZM94 174V175H95ZM101 174H99V175H101ZM112 174V173H111ZM115 174V175H116ZM139 174V173H138ZM143 174H145V173H143ZM142 174V175H143ZM146 174H148V176L150 175L151 176V173L149 172V173H146ZM169 174V173H168ZM191 174V173H190ZM190 174H186V176L187 177H191L190 176ZM193 174V173H192ZM197 174V173H196ZM12 175V174H11ZM11 175H10V177H11ZM12 175V176H13ZM21 175H23V176H21ZM88 175V176H89ZM92 176V177H94L95 178V180L96 179H98V181H99V176H98V178H96L97 177V175L98 174H96L95 176ZM114 175V176H115ZM116 175V176H117ZM130 175L132 176V174L130 173ZM140 175V174H139ZM165 175V174H164ZM179 175V174H178ZM177 175V177L178 178H180V176H178ZM195 175V174H194ZM194 175H193V178H195L194 177ZM6 176V174L4 173L3 174V177H4V179H3V177H2V174H0V178L2 177V179L4 180V182H5V179L7 180L8 179V181H9V178L10 177H7ZM87 176V177H88ZM110 176V175H109ZM116 176H115V178H116ZM124 176V175H123ZM137 176V175H136ZM141 176V175H140ZM149 176V177H150ZM156 176H158L157 175V173H156ZM162 176H163V174H162ZM196 176V175H195ZM71 177V178H70ZM90 178H88V180H89V183L91 184V187H96V188H98L99 189V182H97V181H95V182H93V183H96V186L94 185L93 186V183H91V180L92 181H94L93 180V178L91 179V176H89ZM102 177V176H101ZM107 177V176H106ZM105 177V178H106ZM126 177V176H125ZM145 177V176H144ZM147 177V176H146ZM146 177H145V180H146V182H147V180L149 179L148 177H147V179H146ZM187 177H183L184 178V181H183V178L182 179H180V180H182L183 182H184V185H186L185 184V181H186V183L188 184V183H190V182H192V180H189L190 182H187L188 181V179H190V178H188L187 180H186V178ZM12 178V177H11ZM17 178H19V177H17ZM74 178H76V181L74 180ZM104 178V179H105ZM108 178H110V177H108ZM108 178H106V179H108ZM113 178V180H115V183L113 182V180H112V183L114 184V185H116L117 183H116V181H117V179H115L114 177H112ZM118 178V177H117ZM158 178H159V184L161 183V185H159V186H161V191H163V189H165V188H163L164 186H162L163 185V181H162V179H160L161 177H159L158 176ZM167 178V177H166ZM169 178H171V177H169ZM174 178V177H173ZM13 179V178H12ZM78 179V180H77ZM87 179V178H86ZM86 179H85V181H86ZM103 179V180H104ZM122 181H123V179L124 178H120ZM132 179H134V180H132ZM132 179H130V180H132V181H130V182H136L137 183V185L136 184H134L136 187L139 185L142 189H138L139 188V186L137 187V189L139 190V192H136V191H138V190H135L136 188L133 186H131L132 185V183H131V187H129L127 184V186L129 187V189L132 191V189L131 188H135L134 189V192H135V194L136 193H138L137 195L139 196V199H140V196L141 195H143L144 196V194H145V190H144V187H146V186H143L142 187V178H138L139 179V182H140V184H138L139 182L138 181H136L135 180V177H134V175H133V178ZM137 179V180H138ZM151 179H152V181H153V183L155 182L154 180H153V178L151 177ZM150 179V180H151ZM168 179V178H167ZM196 179V178H195ZM3 180H1L2 182H3ZM23 180H25V182L23 181ZM73 180H74V182H73ZM88 180H87V182H86V184H88ZM111 180V179H110ZM110 180H109V182H110ZM118 180H119V178H118ZM127 180V179H126ZM162 182H161V181ZM8 181H7V183H5V184H8ZM13 181V180H12ZM85 181H83V182H85ZM129 181V180H128ZM157 181V180H156ZM157 181V182H158ZM169 182H170V180H168ZM173 181H174V179H173ZM3 182V183H4ZM76 182V183H75ZM107 181H105V183H106ZM119 182V181H118ZM175 182V181H174ZM195 182V181H194ZM194 182H192L193 184H194ZM259 182V181H258ZM3 183H0V185L1 184H3ZM9 183H11V179H10V181H9ZM19 183H23V186H21ZM25 183V184H24ZM37 183H39L38 181H37ZM100 183H101V186H104V185H102L103 183H102V181H100ZM119 183H122V182H119ZM126 183V182H125ZM148 183L149 184H151V182H149L148 181ZM153 183L150 185L151 186V188H152V190H153V192L155 191L154 190V188H156V186H158V185H154V187H153ZM171 183V182H170ZM182 183V182H181ZM180 183V184H181ZM192 183L191 184H188L189 185V187H190V185H192ZM5 184H3L2 185V187H0V190L1 191H4L5 189H3V186H7V185H5ZM12 184V183H11ZM15 184V183H14ZM13 184V190H11V189H9V187L6 189V191L8 190V191H15L16 192V189L17 190H19V191H17L18 192V194H19V192H20V189L21 188H19L18 189V187L15 189L14 188V186L16 187V185H14ZM98 184V185H97ZM106 184H108V183H106ZM105 184V185H106ZM123 185H124V181H123V183H122ZM130 184V183H129ZM142 184V185H141ZM147 184V183H146ZM166 184V183H165ZM173 184V183H172ZM200 184V183H199ZM198 184V185H199ZM10 185V184H9ZM84 185H85V183H84ZM109 185H111L110 183H109ZM117 185H119V184H117ZM145 185V184H144ZM171 185V184H170ZM169 184H168V186H170ZM177 185H179V184H177ZM35 186H38V184H35ZM78 186V187H77ZM85 186H88V185H85ZM98 186V187H97ZM113 186V185H112ZM111 186V187H112ZM174 186H176L175 184H174ZM182 185H180L179 187H181ZM194 186V185H193ZM10 187H12V186H10ZM91 187L90 186H88V187H86L87 189L88 188H90L89 190H90V192L92 193H94V192H96L97 193V195H99L100 196V194H101V196L100 197H103L104 198V195L102 196V194H103V192H102V190H97L96 188H94V189H96L97 191H91ZM106 188H107V186H105ZM110 187V188H111ZM120 187V186H119ZM121 187H122V185H121ZM120 187V188H121ZM178 187V188H179ZM186 187L187 188H185V186H184V189H187L188 190V186L186 185ZM192 187V186H191ZM196 187V186H195ZM195 187H193V188H195ZM103 188V187H102ZM113 188V187H112ZM111 188V189H112ZM123 188V187H122ZM122 188H121V190H119V188L118 187H114V189H115V191L117 192V191H120V192H122ZM124 188H126L125 186H124ZM151 188H150V190H151ZM167 188V190H166V192H170V188L169 187H166ZM172 188V187H171ZM174 188V187H173ZM172 188V189H173ZM177 188V187H176ZM178 188H177V190H178ZM258 188H259V186H258ZM3 189V190H2ZM15 189V190H14ZM107 189H109V188H107ZM111 189H109L110 190V193L111 194H108V196L109 195H112L113 193L115 194L116 192L115 191H113V192H111ZM117 189V190H116ZM128 189V190H129ZM146 189H148L149 190V188H147L146 187ZM180 189H182V188H179V190ZM198 189V188H197ZM196 189V190H197ZM263 189V188H262ZM25 190H26V188H25ZM24 189H22L21 191L23 192V191H25ZM29 190H30V193H29ZM85 190V189H84ZM89 190H86L87 192H86V195H88L87 193H88V191ZM103 190H105V189H103ZM128 190H126L125 189V191H126V194H127V196H128V199H129V194L127 193V191ZM130 190H129V193H133L134 194V192H130ZM142 190V192H143V194H140V193H142V192H140ZM156 190H157V188H156ZM165 190H164V192H165ZM7 191V194L8 193H10V192H8ZM101 191V192H100ZM158 191V193L157 192H154V193H156L157 195H159V194H161V192L159 191V190H157ZM174 191H175V189H174ZM173 191V192H174ZM180 191H182V190H180ZM264 191V190H263ZM5 192V191H4ZM12 192H11V194H9V196H8V198L9 197H11L12 196V198H9L7 201L5 200L4 202H5V204H8V202H9V208L11 207V209H12V204L14 203L13 201H9V200H11V199H13L15 202L17 201V200H20V201H17L19 204H20V206L21 207H17L18 205H15V204H17V202L13 205V206H16L17 207V209H18V211L16 210V214L18 215V217H19V213H20V216L21 217H24L25 215V217L24 218H22L23 220H24V222L26 223V225L25 226H27V223L30 221V218L33 216V213L32 212H34L35 213V211L32 209V205L35 203V201L34 200H32V201H30L32 198L30 197V195H29V197H27L28 196V194H26L27 196H25L26 197V199L27 200H29V202H31V204H29L27 201H25V199H23L24 201H23V204L25 205V202H27L26 204V206H27V208H26V206H24L23 204H22V202H21V200H22V197L21 196H19V195H17V194H14V192H13V194L15 195V198H16V195H17V197L19 198V199H15L14 198V195H12ZM21 192V194L20 195H22L23 193ZM34 194H33V193ZM83 192V193H82ZM105 192H108L107 190L105 191ZM160 192V193H159ZM165 192V193H166ZM176 192V191H175ZM174 192V193H175ZM185 192H186V190H185ZM1 193V192H0ZM26 192H24V194H25ZM90 193V197L92 198L91 199V207H93L94 206V204H93V202L92 201H94L93 199H94V194H93V197H92V194ZM109 193V192H108ZM123 194H124V192H122ZM122 193H120V194H122ZM167 193V194H168ZM181 193V192H180ZM261 194H262V191L260 192ZM3 194H5V193H3ZM7 194H5V195H7ZM105 194V193H104ZM118 194H119V192H118ZM119 194V198H118V195H116L115 197H117L118 198V200H117V202H116V204H120V202H121V205L123 206V208L124 207H127V206H125L126 205V203L123 205V201L121 200L122 199V196L123 195H120ZM134 194V197L136 198V195ZM164 194V193H163ZM2 195V194H1ZM31 195V196H32ZM56 195V196H55ZM63 195V196H62ZM86 195L84 194V197H86ZM96 195V196H97ZM107 195V193L105 194V196ZM150 195V194H149ZM165 195V194H164ZM169 195H172V192H171V194L169 193ZM174 195V194H173ZM181 195V194H180ZM24 196V195H23ZM107 196V197H108ZM121 196V197H120ZM143 196H141V198L142 199H140V200H145V199H143ZM168 196V195H167ZM2 197H4V196H2ZM2 197H1V199H2ZM7 197V196H6ZM24 197V198H25ZM133 196H131V198H132ZM133 197V199L132 200H134L135 198ZM145 197V196H144ZM166 197V196H165ZM171 197V196H170ZM173 197V196H172ZM264 197V196H263ZM5 198V197H4ZM21 198V199H20ZM31 198V199H30ZM52 198V199H51ZM62 198V199H63ZM109 198H110V196H109ZM109 198H106V199H109ZM112 199H113V201L112 202H115V200H114V197H111ZM126 198V197H125ZM145 198H147V196L145 197ZM163 198V197H162ZM72 199V200H71ZM97 199V198H96ZM116 199V198H115ZM50 200V201H49ZM61 200V199H60ZM98 200V199H97ZM121 200V201H120ZM131 200V199H130ZM130 200H129V202H130ZM148 200V199H147ZM264 199H262V201H263ZM33 201H34V203H33ZM59 201V200H58ZM84 201V202H83ZM104 201V203H106L107 205H109V202L108 201H106L105 199L103 200L102 199V202ZM106 201V202H105ZM142 201V202H143ZM255 201V200H254ZM261 201V202H262ZM3 202V201H2ZM4 202H3V204H4ZM11 202H13L12 204H11ZM40 202V203H39ZM48 202H49V204H48ZM53 202V201H52ZM51 202V203H52ZM57 202V201H56ZM99 202V201H98ZM100 202H101V200H100ZM124 202H125V200H124ZM137 202L138 203H140L138 200H137ZM264 202V201H263ZM262 202V203H263ZM45 203V204H44ZM59 203H63V200L62 201H60ZM88 203V202H87ZM87 203L85 204V205H87ZM134 203H135V200H134ZM147 203V202H146ZM4 204V205H5ZM99 204V203H98ZM106 204H104V205H106ZM128 204V203H127ZM148 204V203H147ZM8 205L6 206L5 205V208H8ZM11 205V206H10ZM30 205H31V210H32V212L31 211H27L28 213H29V215H27V214H25L26 213V210H24V214L22 213V212H19L20 210H22V209H20V208H23V206H24V208L25 209H28V210H30ZM35 205V204H34ZM42 205H44V206H42V208H41V206ZM81 205V204H80ZM84 205V206H85ZM90 205H89V207H90ZM95 205H97V203L95 202ZM102 205V204H101ZM104 205H102L101 207H102V211L101 212H103L104 210H106V211H108L109 209H111V208H109V207H111L112 206V208H113V205H109L108 207H105ZM106 205V206H107ZM134 205V204H133ZM139 205H143V204H139ZM138 205V206H139ZM144 205H145V203H144ZM143 205V206H144ZM1 206V208H2V204L0 205ZM40 206V207H39ZM47 206V207H46ZM53 206V205H52ZM51 206V207H52ZM76 206V207H75ZM143 206H142V208H143ZM4 207V206H3ZM35 207V206H34ZM33 207V208H34ZM46 207V208H45ZM51 207H49V208H51ZM83 207V206H82ZM81 207V211L82 212H88V210L87 211H83L84 209V207L82 208ZM88 207V206H87ZM97 207V206H96ZM100 207V208H101ZM105 207V208H104ZM117 207V206H116ZM118 207H119V205H118ZM130 207H132V205H130ZM129 207V204H128V208H124V211H125V209H126V212H127V209H129L130 208ZM136 208H137V204H136V206H135ZM134 207V208H135ZM0 208V209H1ZM5 208H3L4 210H5ZM54 208H55V206H54ZM80 208V207H79ZM78 208V209H79ZM94 209H95V207H93ZM107 208V209H106ZM109 208V209H108ZM121 207H119V209H120ZM144 208H145V206H144ZM143 208V209H144ZM3 209H1L2 211H3V213L2 214H4V213H7V214H5L6 216L8 215V213H10L11 212V210L10 209H8V212H6L7 210H3ZM16 209V208H15ZM36 209V208H35ZM38 209H42V211H40V210H38ZM71 209H69L71 212H66V213H68V216H67V218L68 217H70L69 216V214H71L72 213V210ZM83 209V210H82ZM87 209V208H86ZM85 209V210H86ZM91 209V208H90ZM89 209V211H90V213H86L88 216H86L85 214H82L83 215V217H82V215H81V217L80 218H78L77 219V222H76V215H77V213H75V209H73V211H74V213L76 214L74 217V219L72 218V215L73 214H71V218L73 219V220H75V229L77 230V233H80V231H81V233L83 234H77V236H78V238L76 237V240H75V242H74V240H73V242H74V244H72V245H68V246H66V248L65 249H67V252H66V250H62V252L64 253V255L66 256H64V257H62V258H64V260H65V262H62V263H64V264H66V263H68L69 264V261H68V258L67 257H70L69 258V260H71V258H72V256L74 255V256H76L75 258V260L74 259H72L74 262H76V263H72V260H71V263L70 264H81V262L80 261H82V260H84L85 259V261H83V263L82 264H87V258H88V256H86L87 258H83V253L84 252H86L85 253V255H87L88 253H89V255L91 254V250H92V248H91V246H92V242H93V246H94V244H95V242L93 241V238H95V241H96V238H97V241L100 239V238H104L105 236H107V235H105L106 234V232H107V228H108V232L109 233H107L108 235H110L113 239H111V237L110 236H108L107 238H102V242H101V239L99 240V242H101L102 244L104 243L103 241H105L106 243L107 242H109L110 240H112L111 242H112V244H110V243H108V244H106V246L108 245V246H110V249H111V245H115V246H117L119 243H121L120 245H122L123 246V243H125V242H123V240L125 241L126 239H123L124 238V236H122V238H121V235H120V231L122 232L123 230H120L121 228L123 229V227H124V225H122L123 224V220L121 219V218H119L116 214H115V212H113L118 218H115L116 216L114 215V214H112L113 215V219H112V217L110 218V220L111 221H109V223H107V225L108 226H106V223H105V221L104 220H107L106 219V213L107 212H105L104 211V214H103V216L105 215V218L103 219V223H105V224H103L102 222L100 223V225H101V227H106V228H102V230L104 229V231H102L101 230V227H99V226H95V225H98L96 222H94L92 219L94 218V217H90L91 215H92V210L93 209H91L90 210ZM104 209V210H103ZM122 209V208H121ZM132 211L134 210H136V209H132V208H130ZM9 210H10V212H9ZM112 210V209H111ZM146 210V209H145ZM13 211H14V209H13ZM23 211V210H22ZM52 211V210H51ZM50 211V212H51ZM65 211H67V209H65ZM81 211H77L78 212V214H79V212H81ZM96 211H97V209H96ZM99 211H100V209H99ZM113 211V210H112ZM116 212L117 211H119V210H115ZM123 211V212H124ZM130 211V210H129ZM131 211V212H132ZM143 211V210H142ZM140 209L135 213V215H133V219H134V216L135 217H137L138 218V215H139V218H142V214H141V212H142ZM147 211V210H146ZM159 211V210H158ZM19 212V213H18ZM62 212H60L61 214H62ZM110 211H108V213H109ZM120 212V211H119ZM126 213V217L127 216H132V213ZM164 211H161V212H159L160 213V215L159 214H157V216H161L162 215V213H163ZM1 213H0V215H1ZM13 213H15V211L13 212ZM13 213H11V215L10 216H12V215H14ZM31 213H32V215H31ZM40 213V214H39ZM52 213V212H51ZM50 213V214H51ZM94 213H95V211H94ZM133 213V214H134ZM138 213V214H137ZM140 213V214H139ZM147 213V212H146ZM145 213V214H146ZM156 213H158V212H156ZM156 213H155V215H156ZM91 214V215H90ZM97 214H99V213H97ZM121 214V212L119 213V215ZM129 214V215H128ZM136 214H137V216H136ZM5 215H1L0 217L1 218H3V216H5ZM17 215L15 216V217H17ZM22 215H24V216H22ZM39 215V216H38ZM65 215V216H64ZM90 215V216H89ZM93 215H95V214H93ZM92 215V216H93ZM108 215V214H107ZM110 216H112L111 215V212H110V214H109ZM9 216V215H8ZM7 216V217H8ZM9 216V217H10ZM49 216V215H48ZM148 216H149V214H148ZM156 216V219L157 220H159V217H157ZM163 216H165V214H163ZM7 217H4L3 219L5 220V222L3 221V220H0V224H1V226H2V228L5 226L6 227V225H4V224H6V223H8V222H6L7 221ZM15 217H13L12 216V218H14L13 220H15V221H17V225H19L20 227H23V226H21L20 225V223H22V225H24L23 223L24 222H20L18 219H15ZM28 217V218H27ZM30 217V218H29ZM50 217H52V216H50ZM54 217H52V218H49V217H45L47 220H51V219H54ZM77 217H79V216H77ZM85 217V218H84ZM86 217H87V221H90V224L92 225H94L97 229H95V228H93L92 226H90L92 229H95L94 230V232L93 233H96L97 231H98V233H99V235H98V233H96V235L94 234V236H93V233H92V229L89 227V225L90 224H88L86 221H84L85 219H86ZM88 217H89V220H88ZM121 217H122V215H121ZM128 217V218H129ZM146 217V216H145ZM166 217V216H165ZM173 217V216H172ZM0 218V219H1ZM25 218H26V220H28V222L27 221H25ZM36 218V219H37ZM70 218V219H71ZM91 218V219H90ZM100 218V217H99ZM101 218H103L102 216H101ZM124 218V217H123ZM137 218H136V220H137ZM138 218V219H139ZM32 219V222L30 221V223H32L33 225L35 224L34 222H33V218H31ZM39 219V220H40ZM69 219V220H70ZM72 219L69 221L68 219V221L69 222H67L66 221V228L67 229H69L70 231H71V233H73L72 231V229H70L69 227H67V223H70L71 221H72ZM79 219L81 220V221H84V222H86V225H85V223L84 222H80L79 221ZM84 219V220H83ZM96 219V218H95ZM98 219V218H97ZM96 219V220H97ZM109 219V218H108ZM116 219H118V220H121L120 221V223H121V225H120V223L118 222V220H116ZM127 219V218H126ZM130 219H131V217H130ZM148 219V218H147ZM164 219V218H163ZM174 219V218H173ZM13 220H11L12 222H13ZM21 220V219H20ZM44 220V221H43ZM93 222H92V221ZM114 220V221H113ZM119 223V225L121 226L120 228H118L117 226H116V224H115V222L116 221ZM132 220V219H131ZM136 220H134V221H136ZM161 221H162V218L160 219ZM167 220V219H166ZM1 221H3L2 223H1ZM38 221V220H37ZM45 221H46V225H44V223H45ZM98 221H101V220H99L98 219ZM130 221V220H129ZM134 221H132V223L134 224V226H135V222ZM139 221H140V219H139ZM142 221V220H141ZM150 221H151V219H150ZM150 221H149V223H150ZM20 222V223H19ZM39 222V221H38ZM55 222V223H54ZM81 223V225H85V226H87V227H89L90 229H88V230H85V229H87V227H82L80 224H78V223ZM111 222H113L112 224H110ZM166 222V221H165ZM187 222V221H186ZM30 223H29V225H30ZM40 223V222H39ZM39 223H37V227H38V224ZM52 223L54 224V225H52ZM94 223H96V224H94ZM130 223V222H129ZM154 223V222H153ZM156 223V222H155ZM173 223V222H172ZM14 224V223H13ZM12 223H11V225H13ZM31 224V225H32ZM59 224V226L57 227V225ZM72 224H73V221L71 222V226H72ZM78 225V227L79 228H76V226ZM114 224H115V226L117 227V230L116 231H118L119 230V232H117V237H116V232H115V230H114V228H116L115 226H114ZM124 224H126V223H124ZM128 224V223H127ZM136 228L137 227H139V228H137V232H139L138 231V229H140L141 227L139 226V224H138V221L136 222ZM159 224V223H158ZM166 224V223H165ZM28 225V226H29ZM30 225V227H31V230L33 231V229H34V231L36 230V229H38L39 230V228H37L35 225L32 227ZM52 225V227H50ZM56 225V226H55ZM73 225V226H74ZM103 225V226H102ZM112 225V226H111ZM142 225V224H141ZM149 225V224H148ZM177 225V224H176ZM10 226V224L8 223L7 224V228ZM46 226V227H45ZM53 226H55V227H53ZM68 226H69V224H68ZM80 226L82 227V228H80ZM109 226H110V230H109ZM133 226V227H134ZM144 226H145V224H144ZM35 227H36V229H35ZM47 228V227H49L48 229H45V228ZM112 227H113V229H112ZM131 227V226H130ZM1 228V227H0ZM7 228H5V229H7ZM11 228V227H10ZM10 228H8L9 230H5L4 228V230H1L0 231V236H2V237H0L1 239H7L6 237H7V235H10L9 234V231H10ZM15 228V227H14ZM24 228V227H23ZM25 228H27V227H25ZM33 228V229H32ZM58 228H60V229H58ZM66 228H65V230H66ZM84 228V229H83ZM125 228V227H124ZM127 228L128 227H126V229H124L125 231L123 232V234L124 233H126L127 234ZM148 228V227H147ZM171 228V227H170ZM195 228V227H194ZM13 229V228H12ZM16 229H17V227H16ZM22 229V228H21ZM63 229V228H62ZM61 229V232L60 233H62V231H64V232H66L64 229L62 230ZM78 229H80V230H78ZM98 229H100V230H98ZM154 229V228H153ZM152 229V230H153ZM25 230V229H24ZM23 230V231H24ZM28 230H30L29 228H28ZM38 230H36L35 231V233H34V235L37 237V233H39V232H41L40 230L38 231ZM50 231V233H49V231ZM52 230V229H51ZM84 230V231H83ZM90 230H91V232H90ZM106 230V231H105ZM112 230V231H111ZM151 230V231H152ZM7 231V233L4 235V233ZM22 231V232H23ZM26 231V230H25ZM24 231V232H25ZM38 231V232H37ZM79 231V232H78ZM90 233V234H92V237H91V235L88 233V232ZM101 231V232H100ZM113 231L115 232V233H113ZM129 231V230H128ZM148 231V230H147ZM146 231V232H147ZM1 232L3 233V235L1 234ZM11 232H12V230H11ZM42 232V233H43ZM52 232V233H51ZM58 232H57V234H55V236L53 235V237H60V236H63V237H65L64 235H58ZM85 232H87L86 233V237H88V238H86L85 237ZM102 232H103V234H104V232H105V234H104V236H103V234H102ZM145 232V233H146ZM45 233V234H46ZM59 233V234H60ZM113 233V234H112ZM18 234H22L21 233V230H20V232L18 233ZM45 234H42L43 236L45 235ZM52 234V235H51ZM64 234V233H63ZM87 234H88V236H87ZM128 234H129V232H128ZM132 234H133V231H132ZM131 234V235H132ZM12 235H13V233H12ZM39 235V234H38ZM46 235V236H47ZM56 235H58V236H56ZM66 235V234H65ZM74 235V234H73ZM90 235V236H89ZM118 235H120V237L118 236ZM125 235V234H124ZM3 236H4V238H3ZM14 236V235H13ZM26 236H27V234H26ZM40 236V235H39ZM85 237V238H82V237ZM97 236V237H96ZM151 236V235H150ZM45 237V236H44ZM63 237H60V238H63ZM70 237V235L67 237V238H69ZM91 237V238H90ZM100 237V238H99ZM109 237H110V240H109ZM115 237V238H114ZM125 237H129V235H127V236H125ZM133 237H134V235H133ZM40 238V237H39ZM60 238L58 239V240H60ZM73 238H74V236H73ZM79 238H80V240H79ZM82 238V239H81ZM99 238V239H98ZM118 240H117V239ZM1 239H0V243H1ZM9 239V238H8ZM49 239H47V240H49ZM56 239V238H55ZM54 239V240H55ZM66 239V238H65ZM70 239V238H69ZM85 241H84V240ZM91 239H92V242H91ZM121 241H120V240ZM46 240V241H47ZM52 240V241H51ZM62 240V239H61ZM71 240V239H70ZM70 240H68L67 241V243L70 241ZM88 241V247H86L87 249H85L84 247L86 246V242ZM113 240H115V241H113ZM130 240V239H129ZM4 241H6V240H3V242ZM56 241V240H55ZM54 241V242H55ZM65 241V240H64ZM78 241H84L85 242V245H83L84 244V242H81V243H83V244H78V246L76 247L75 245V243H79ZM90 241V242H89ZM116 241H117V243H116ZM118 241H120V242H118ZM152 240H150V242H151ZM2 242V243H3ZM8 241H6V243H7ZM48 242V241H47ZM60 242V241H59ZM113 242L115 243V244H113ZM1 243V244H2ZM57 243H58V241H57ZM65 243V242H64ZM90 243V244H89ZM101 243L99 244L98 243V248L100 249V251H99V249H96V250H98V254L100 253H104V254H109V252H111V250L109 249V252H108V250H104V249H106L107 247L105 246V244L104 245H101ZM5 244V243H4ZM51 244V243H50ZM53 245H55L54 243H53ZM60 245H62L63 246V244H60ZM59 245V246H60ZM81 247H80V246ZM91 245V246H90ZM163 245V244H162ZM2 248H5V247H3V245H0ZM7 247H8V244L6 245ZM15 246V245H14ZM58 245H57V247H59ZM103 246L105 247L104 249H103ZM160 246V245H159ZM0 247V248H1ZM70 247V248H69ZM73 247V248H72ZM74 247L76 248V249H74ZM80 247V249H79V252H78V250H77V248H79ZM83 247V248H82ZM95 247V246H94ZM170 247V246H169ZM16 248V247H15ZM112 248H113V246H112ZM136 248V247H135ZM12 249V248H11ZM10 249V250H11ZM17 249V248H16ZM16 249H14L15 251H16ZM44 249V248H43ZM60 248H58V250H59ZM62 249V248H61ZM64 249V248H63ZM70 249V250H69ZM84 251H82V250ZM91 249V250H90ZM94 249V248H93ZM103 250V252H101L102 250ZM118 249V250H117ZM156 249V248H155ZM18 250V249H17ZM57 250V248H56V251H58ZM69 250V251H68ZM72 250H75V251H72ZM87 250V251H86ZM121 250V249H120ZM128 250V249H127ZM3 251V250H2ZM14 251V252H15ZM77 251V253L75 254V252ZM94 251V250H93ZM107 251V252H106ZM113 251V250H112ZM116 251L118 252H116L115 253V251L113 252V253H110V254H113V255H116V256H118V259L120 260V262L119 263H121V258H122V254L123 253H120L121 254V257H119L120 255H119V248L117 247L116 248ZM124 251V250H123ZM5 252V251H4ZM8 252V251H7ZM12 254H13V252L12 251H10ZM60 252V251H59ZM66 252V253H65ZM72 252H73V254H72ZM88 252V253H87ZM106 252V253H105ZM121 252V251H120ZM61 253V252H60ZM70 253H71V255H70ZM95 253V252H94ZM0 254H2V252L0 253ZM8 254H10V253H8ZM11 254V255H12ZM80 254V255H79ZM97 254V257H96V259L97 258H100V254L98 255ZM104 254H101L102 256L104 255ZM107 254H106V256H107ZM157 254V253H156ZM4 255H6V254H4ZM68 255V256H67ZM92 255V254H91ZM2 256V255H1ZM10 256V255H9ZM62 256V255H61ZM77 256H80L79 258L77 257ZM110 256V255H109ZM112 256V255H111ZM116 256H114V258H116ZM147 256V255H146ZM82 257V258H81ZM93 257H94V255H93ZM93 257H90L91 259L93 258ZM104 257L105 256H103V260L100 258L99 260H102V261H99L98 259L96 260V263L97 264H99V263H101V262H103V264L105 263L104 261L105 260H108V258L106 257L105 258V260H104ZM130 257V256H129ZM3 258V256L0 258V259H2ZM61 257H60V259H62ZM78 258V259H77ZM81 258V259H80ZM113 257H109V260L110 261H119V260H114V259H112ZM131 258V257H130ZM8 259V258H7ZM87 259V260H86ZM63 260V261H64ZM76 260H78V262L76 261ZM80 260V261H79ZM108 260V262L106 261V264L107 263H112V262H110ZM61 261V260H60ZM67 261V262H66ZM166 261V260H165ZM6 262V261H5ZM115 262H113L112 264H116ZM0 263H2V262H0ZM90 263V262H89ZM5 264V263H4ZM7 264V263H6ZM10 264V263H9ZM12 264H14V263H12ZM93 264V263H92ZM118 264V263H117ZM131 264V263H130Z\"/></svg>",
	"mask_w": 264,
	"mask_h": 264
},
{
	"label": "rangeland",
	"instance_id": "374dc122",
	"mask_svg": "<svg viewBox=\"0 0 264 264\" xmlns=\"http://www.w3.org/2000/svg\"><path fill=\"white\" fill-rule=\"evenodd\" d=\"M159 1V0H158ZM225 1H227L228 3H226V2H224L222 5H220V7L221 8H223L224 10H226V11H228L227 13H226V11H224V13H223V10L221 9L220 11L222 12H218V15L216 16V17H214V16H210L209 14H207L206 12H203V10L202 11H200V14H202V15H200V17L201 18H203V19H200V22H202L203 21V23L206 25V23H211V24H207L206 26H208V25H211L210 27L211 28H213L214 27V30L215 29H220V27L222 28V32L224 33H222L221 31H219V34H223L222 35V41H224L223 39L225 38V41H228V44L231 46L230 48H231V51H232V49H233V51H232V53L233 54H235V59L237 60V61H233V62H229V64L227 65L226 64V62L225 61H222V59H221V63H220V60H219V58H220V55L219 54H217V50H213L214 51V53H213V51L211 50V53L212 54H214L215 55V57L213 58V56H212V54L211 53H209L212 57V59L214 60V62L211 60V58L209 57V54L207 53V51L208 50H203L202 49V51H200L199 52V59H197L198 61H197V63L196 64H198V65H200V66H198V69L200 70V74H201V76H202V78H201V81H203V82H201V81H195V82H197V83H202V84H200V85H202L203 86V88H204V86L206 87V88H204V90H203V92H201L199 95H197L194 99L196 100L198 97V101H197V103H198V107H197V105H196V102H195V100L192 98V103H195L194 105H196V108H198L199 110V112L200 113H202L200 110L202 109L203 110V113H202V116L205 118V117H207V118H203L204 120H203V122L205 121V120H207V121H205L204 123L206 124L207 123V125H208V128H209V132L207 131V133L209 134V133H213L211 136H208V134H206L205 132H204V134H206V138L208 139L209 137H211L210 138V140L217 134V136H218V138H217V136H215V138H214V141L213 142H215L216 140H219L218 142H215V143H213V149H212V147H211V151H212V153H211V156H207L206 154H205V156L206 157H209V159H207V161H205L206 159L204 158V159H199V158H201V156H199V155H201V154H199V153H197L196 155L197 156H195V153H196V151H198L197 150V148L195 149L196 151H194L193 149L195 148L194 147V145L196 144V142H197V139H195V141H194V139L193 138H190V140H189V138H187L188 139V141H187V139H185L184 138V140H186V142H185V145H184V148H185V146H186V149H187V151H186V149H184L181 145H183L184 143H180L181 145H178V147H179V150L180 151H178V147H177V151L179 152L178 154H179V156H180V158H181V156L184 154L183 153V151L182 150H185L187 153H186V155L184 156V158L187 156V154L190 152V154H191V156L189 157L190 158V164L188 165V161H189V159H188V161L186 160V161H182V159H183V157H182V159H181V161L183 162V165H185V167H182L181 166V168L179 167L180 165L179 164H182V162L181 163H179V161H180V158H179V156L178 155H176V154H173V156H175L176 158H177V156H178V160L175 158V160H173V159H170V158H172L171 157V151L172 152H174L175 153V151H173V149L175 150V148H172V150H170V151H168L167 149L168 148H166V152L164 153L163 151H165V150H163L162 149V152H163V154H165L166 155V153H168L167 155L169 156V158H167V160L166 161H164L165 159H160V158H156V159H154L155 157H157V153L156 152H158L157 150H160V145H159V147L157 148V143H156V141L155 142H152L151 144L152 145H150L149 143V141H151L150 140V138H148L149 137V135L147 134V131H146V135H147V137H146V139L148 138V140L149 141H147L146 139H144L145 137H144V134L145 133H141V130H142V127H140V130L139 129H137V127H135V126H137L136 124V122H135V119L133 118L134 117V112L136 113L135 115H136V121H137V111H139V113H141L140 112V108L138 107V109H137V106H136V108L135 107H133V106H135L136 105V103H137V105H138V101H136L134 98H132V99H129V100H135V102H129L128 101V103L129 104H127L128 106H130V104L131 103H134L133 105L131 104V107L132 108H129V107H127V105L126 104H122L123 105V109H122V111L118 114V113H116L115 112V114H117V117H121V118H117L116 116L114 117V115L111 113V112H108V113H104V109L101 111V113L99 114V113H97L98 115L96 116L95 114L96 113H94L93 114V119H95V117H96V122L98 123L99 122V125L100 126H97L98 127V130H99V134H100V136H102V135H104V137L102 136V138H104L103 140L105 141L104 143L105 144H107V145H105V147L106 148H108V150H106V149H103L104 151H107L108 153V156H107V154L104 156V154H103V157L101 158V160L100 159H96L95 157H93L92 158V160H91V157L92 156H89V155H85L84 154V156H86L85 158L87 159V163L89 164V166L90 167H92V168H90V167H87L88 166V164L86 163V161H85V163H84V157H83V160H82V162H80V163H82L83 164V166H84V168H83V166H82V169L79 167V169L78 170H82V172H84L85 170V172H86V174H87V172H88V170H89V168L91 169V172L93 171H97L96 172V174H98L97 175V177L96 178H98V176H99V181H98V179H96L95 180V178L94 177H92L94 174L92 173L91 174V172H90V170H89V174H91V175H89V174H87V176L89 175V176H91V179L93 178V180L94 181H92L91 180V183H93V182H95V181H97V182H99V189L98 188H96V187H91V184L89 183V180H88V178H90L89 176L87 177L86 176V174H84V176L83 177H85V178H83V181H85V179H86V181L85 182H83V181H81L82 179L81 178H78V179H80V181L78 180L77 182H82L80 185H78V186H81L82 188L83 187H85L84 189H83V191H84V194L86 195V190H89L90 188H86V187H88V186H90L91 187V191H99V190H102V192H103V194H102V196L104 195V198L103 197H100L101 196V194H100V196L99 195H97V193L96 192H90V190L88 191V195H86V197H84V194L83 195H80L81 194V192H80V194L79 195H76L75 197H77L78 199H79V202H81L82 200H86V202H84V204L81 202V203H78L79 204V206L77 205V211H81V207L84 209H82L83 211H87L88 210V212H79V214H78V212L76 211V208H66V206L68 205V204H70V201L68 200V201H66L67 200V198H66V200H65V196H64V198L62 199L61 198V196H60V199L59 198H57L58 200H56L55 201V205L53 204L54 203V200L56 199V197H52L51 199V201H50V204L51 205H49L47 208H46V210L47 209H51V210H47V211H49V216L46 214V216L47 217H49V218H52V217H54L53 215H54V213H55V216L58 214V212L61 210L60 208H63V207H60L59 208V210H57V212H55L56 211V208H58L59 206H58V204H62V206H63V204L65 205L64 206V208L65 209H67V211H65V209H62L63 210V212L62 211H60V212H62V214L59 212V214H60V217L62 218V216H63V214L65 213V214H67L66 216H65V219H66V221L67 222H69L72 218L74 219L75 217H76V222H77V219L78 218H80L81 217V215L82 214H85L86 216H88L87 214L88 213H90V211H89V209L91 208V209H93L92 211V215L93 214H95V215H89L91 218L92 217H94L92 220L94 221V222H96L98 225H95V226H99V227H101V225H100V223L102 222H104L105 221V223H106V226H108L107 225V223H109V221H111L110 220V218L112 217V219H113V215L112 214H114L113 212H115V214L119 217V218H121L124 222H123V224L122 225H124V227H123V229L121 228L120 230H123L122 232L120 231V235H121V238H122V236H124V238L123 239H126L125 241L123 240V242H125V243H123V246L122 245H120L121 243H117V241H116V243L118 244L117 246H115L116 244L113 242V244H115V245H111V249H110V246H108L109 244L108 243H110L112 240H110V235H108L107 233H109L108 232V228H107V232H106V234H105V232H104V234L105 235H107V236H105L104 238H107L108 236H110L109 237V242H105V241H103L104 243L102 244L101 242H102V238H100L101 239V242H99V240L97 241V238H96V241H95V238H93V241L95 242V244H94V246H93V242H92V239H91V244H92V246H91V248H92V250L90 251L91 252V254L89 255V253L87 254V255H85V253L86 252H84L82 249V251L84 252L83 254V258H87L86 256H88V260L86 261L87 262V264H97L96 263V260L98 259H100L101 257L103 258V256H105L104 257V260H105V258L107 257L108 258V260H109V257H113L112 259H114V260H119L118 259V256H116V255H113V254H110V253H113L114 251H115V253L117 252L116 251V248L118 247L119 248V257H121V254L120 253H123L122 254V258H121V263H119L120 262V260L119 261H116L118 264H264V200L262 201V199H264V173H262V172H264V54H263V52H262V54H261V50H262V47H264V46H262V43L259 45V42H264V0L262 1V0H249L250 1V3L247 5V7H246V4H247V0H243V2H242V0H225ZM233 1V2H232ZM236 1V2H235ZM248 1V2H249ZM252 1V2H251ZM246 2V3H245ZM263 2V3H262ZM158 3H159V6H157V8H158V11H159V14H160V18H162V21L164 20V19H168L167 21H163L164 23L165 22H167V24H165L166 26L169 24V20L170 19H173L172 21H170V23L172 24V23H175V24H172V25H168L167 27L168 28H171L170 30H172V32L174 33V34H177L178 32H181L180 33V35L181 36H183V35H186V36H188L187 35V33L189 34V30L186 28V26L185 25H182V27L180 26L181 25V23L175 18L174 19V17L168 12V7H166V6H164L165 4H164V2H157V5H158ZM231 3V4H230ZM233 3L234 4H236L235 6H232L233 5ZM241 3V4H240ZM245 3V4H244ZM1 4V3H0ZM231 6H230V5ZM244 4V5H243ZM254 4V10H256V8H258V11H260V13L258 12V11H255V14H253L254 13V11H253V8H252V5ZM243 7H242V6ZM249 5H251V7L249 6ZM164 6V7H163ZM229 6V7H228ZM239 6H241V7H239ZM245 6V7H244ZM167 9V11H166V9ZM225 8H228V9H225ZM231 8V9H230ZM237 8H239V9H237ZM234 9V10H233ZM239 10V12L237 11V10ZM163 10H164V12H166L168 15H166L164 12H163ZM244 10V11H243ZM248 10V11H247ZM252 10V11H251ZM233 11V12H232ZM236 11H237V13H236ZM163 12V13H162ZM203 12V13H202ZM248 12V13H247ZM259 14H258V13ZM205 14V15H204ZM225 14V15H224ZM228 14H230V15H228ZM239 14V15H238ZM250 14V15H249ZM208 15L210 16V18L208 17ZM235 15V16H234ZM33 16L36 18V16H35V14H33ZM32 16V18H34ZM207 17V18H205V20H204V17ZM230 16V17H229ZM226 17H227V19H226ZM232 17V18H231ZM235 17V18H234ZM230 18V19H229ZM234 18V19H233ZM237 18H238V20H240V21H238L237 20ZM262 18V19H261ZM211 19V22L209 21ZM218 19V20H217ZM229 19V20H228ZM231 19H233V20H231ZM236 19V20H235ZM213 20V21H212ZM215 20H216V22H218V23H216L215 22ZM33 21V20H32ZM34 21H36V20H34ZM176 21H177V23H176ZM205 21V22H204ZM236 21H237V23H236ZM221 22V23H220ZM234 22V23H233ZM34 23V22H33ZM223 23V24H222ZM215 24V26L218 24L219 25V27L218 26H216V28H215V26H212V25H214ZM221 24V25H220ZM31 25H33V24H31ZM174 25H175V27H178V28H175L174 27ZM225 25L227 26V28L225 27ZM234 25H236V26H234ZM250 25V27L248 28L247 26H249ZM186 28V30L184 31V27ZM230 28H229V27ZM240 26V27H239ZM174 27V28H173ZM180 27H181V29L184 31V32H187V33H184V34H182L183 32L181 31V29H180ZM225 27V28H224ZM238 27L240 28V30H237L238 29ZM244 27V28H243ZM228 28H229V31L228 32H230L231 30V35L233 36V33L235 34V32L237 31V32H239V34L236 32V34H237V39L235 38V35L231 38V35L229 34V33H227V31L226 30H228ZM174 29V30H173ZM236 29V30H235ZM242 29V30H241ZM247 29H249L250 31H248ZM177 31V33H176V31ZM221 30V29H220ZM235 30V31H234ZM245 32V35L247 34L248 36H249V38H248V36H245V35H243L244 33H242V32ZM44 32V31H43ZM248 32H250L251 34H253L254 35V37L250 34V33H248ZM256 33V34H255ZM152 34V33H151ZM228 34H229V36H228ZM250 34V35H249ZM154 35V34H153ZM179 35V34H178ZM225 35V36H224ZM256 35V36H255ZM223 36H224V38H223ZM96 37H98V35L96 36ZM95 36L94 37H91L92 39V41L90 40V42L91 43H94L96 40H97V38H96ZM150 37V36H149ZM218 37V36H217ZM226 37H227V39H226ZM239 37V38H238ZM242 37H245L244 38V42L242 41L243 40V38ZM219 39L221 38V35H220V37H218ZM240 38H241V41H240ZM247 38V39H246ZM256 38L258 39L259 38V40L257 41L256 40ZM147 39H149V41H150V38H147ZM152 39L153 40H156V39H154V37H152ZM231 41H230V40ZM234 40V42H233V40ZM239 39V40H238ZM237 40H238V42H237ZM250 40V41H249ZM253 40H256V41H254L253 42V44H252V41ZM149 41H147V42H149ZM191 42H192V44H193V47L195 46V48H199V47H197L196 46V44L194 45V40H193V38L191 37V40H190ZM240 41V42H239ZM247 43H246V42ZM169 42V41H168ZM256 42H258V47L259 48H257V47H255V44H256ZM150 43V42H149ZM148 43V44H149ZM155 43H158V42H155ZM163 43V44H162ZM162 43H159L161 46H163V48H159L158 49V51L160 52L161 50L160 49H162V53H163V51H164V49L166 48V44L167 43H164V42H162ZM170 43V42H169ZM236 43V44H235ZM237 43H241L240 45L239 44H237ZM246 43V44H245ZM150 44H152V43H150ZM149 44V45H150ZM154 44V43H153ZM159 44H156V45H154L153 46V48H156L155 49V51L153 50V48L151 49V52H152V50H153V52L155 53L156 51H157V46L159 45ZM233 45V47H232V45ZM264 44V43H263ZM160 45L158 46V47H160ZM165 45V46H164ZM168 45V44H167ZM171 44H169L168 45V47H167V49H169V50H172L173 49V51H174V45H173V47H171L170 46ZM239 45V46H238ZM246 45H248L249 47H250V50H249V47H247ZM152 46V45H151ZM156 46V47H155ZM169 46H170V48H169ZM257 46V45H256ZM150 47V46H149ZM165 47V48H164ZM245 47H246V49H245ZM176 48V47H175ZM234 48H236L235 50H236V52H235V50H234ZM254 48H255V51H254ZM261 48V49H260ZM178 50H179V48H177ZM242 49H244V51L246 52V53H248V56H247V54L245 53V52H243V50ZM264 49V48H263ZM240 51V53L242 54V56H241V54L239 53V51ZM249 50V51H248ZM242 51V52H241ZM254 51V52H253ZM257 51V53H255ZM263 51V50H262ZM205 52V54L207 55V57L205 56H202L203 55V53ZM259 52V53H258ZM156 53H158V52H156ZM155 53V55H157L156 57H158V54H156ZM176 54H177V51L175 52ZM175 53L174 52H172L171 51V56H172V59H173V54L175 55ZM239 53V54H238ZM153 54V53H152ZM204 54V55H205ZM249 54H251V55H249ZM160 55H161V53H160ZM219 55V56H218ZM260 55H262V56H260ZM246 56V57H245ZM255 56V57H254ZM154 57V56H153ZM202 57V60H203V62H204V60L207 62H211V63H215L216 65H214V64H211V66H216L217 68H214L213 67V70H214V72L216 73V76H217V79H220L221 80V78H219V77H224L226 74H227V71L229 72L228 73V76H227V78H228V80H227V78L224 80V78L222 79V80H224L225 82H223V83H225L224 85H223V83H221V81H219V80H217L216 78V80L219 82V83H221V86L219 87V85L220 84H217L216 82V80H213V75L215 74V73H213V74H211V71H212V67L210 66V69H211V71H209V67H208V65L207 64H205V62L203 63V62H201V58ZM216 57H218V62L216 61ZM242 57V58H241ZM260 57H262V60H261V58ZM205 58H209V59H205ZM241 58V59H240ZM245 58V59H244ZM242 59L244 60L243 62L244 63H242ZM239 61V62H238ZM240 61H241V63H240ZM245 61H246V63L247 64H245ZM200 62V63H199ZM234 62H238L237 64H234ZM257 62H259V63H257ZM233 63V64H232ZM242 65V67H241V65ZM222 64V65H221ZM224 64V65H223ZM237 65V66H236ZM246 67H245V66ZM249 65V66H248ZM203 67V69H202V67ZM223 66V67H222ZM226 68H225V67ZM228 66H230V68L231 69H229V67ZM231 66H233V67H231ZM235 66V67H234ZM248 66V67H247ZM259 66V67H258ZM207 67V68H206ZM238 67H240V68H242V70L240 69V68H238ZM184 68H186V67H184L183 66V69ZM223 68V69H222ZM225 68V69H224ZM234 68V69H233ZM238 68V69H237ZM216 69H219L221 72V74H223V72H225L222 76L218 73V71L216 70ZM226 69H228V70H226ZM224 70V71H223ZM230 70V71H229ZM234 70H236V71H239V72H241V73H239V72H236L235 73V75L236 74H239V75H237V78L239 79L240 77H242V79H239L241 82H243L244 80L246 81H244L243 83H242V85L241 86H243V87H241L243 90H245V91H239V89H234V87L236 86L237 87V85H238V83L240 82L239 80H237V78H235L236 76H234ZM246 70V71H245ZM245 71V73H242V72H244ZM133 73V71L131 72V75H133L132 74ZM203 73H204V75H203ZM210 73V74H209ZM233 74V78H235L233 81H235L236 83H235V85H232L233 84V81H231L232 82V84H231V82L229 81V79L231 78V77H229V76H231L232 74ZM218 74V75H217ZM230 74V75H229ZM242 74H244V76L242 75ZM220 75V76H219ZM242 75V76H241ZM260 75V76H259ZM207 76V77H206ZM210 76V77H209ZM215 76V77H216ZM225 76V77H226ZM212 77V80L210 79ZM34 78H36V77H34ZM38 78V77H37ZM40 78V77H39ZM208 78V79H207ZM245 78V79H244ZM232 79V78H231ZM39 80V79H38ZM37 80V81H38ZM41 80V79H40ZM40 80L38 81V82H40ZM36 81V80H35ZM36 81V83L38 84V82ZM210 81H211V83H210ZM214 81H216V82H214ZM237 81H239L238 83H237ZM228 82H230V84L232 85V87H233V89L236 91H234L233 89H231V86L228 84ZM240 82V83H241ZM204 83V84H203ZM239 83V84H240ZM40 84H42V83H40ZM195 84V83H194ZM213 84H215V86H216V84H217V88L215 87V86H212ZM244 84V85H243ZM258 84V85H257ZM39 85V84H38ZM196 85V84H195ZM208 85H209V87H208ZM226 85V86H225ZM225 86V87H224ZM39 87H42V86H39ZM214 87V88H213ZM235 87V88H236ZM246 87H247V90H246ZM108 87H106V89H107ZM209 88V90L211 91V94H212V96H213V99L215 98H217V96H219L216 100H218V102L215 100H212L211 98V94L209 93L210 91H208L207 89ZM210 88H212V89H210ZM218 88H219V93H218ZM237 88H239V87H237ZM249 89V90H248ZM108 90H109V88H108ZM214 90H215V92H214ZM192 91V90H191ZM207 93H205V92ZM212 91H213V93H212ZM235 94V93H239V95H238V98H237V94H236V96H234V97H236L237 99H239L238 100V102H235V101H237V99H235V101L234 100H231L232 98H233V96H231L232 94V92ZM239 91V92H238ZM247 91H248V93H247ZM262 91H263V93H262ZM221 92H222V94H221ZM243 92V94H241ZM246 92V93H245ZM244 93H245V96L243 97V95H244ZM215 94V95H214ZM217 94V95H216ZM248 94V95H247ZM221 95V96H220ZM216 96V97H215ZM227 96V97H226ZM230 96V97H229ZM246 96H249V98H250V100H249V98L248 97H246ZM185 97L187 98V100H184L185 99ZM188 97L189 96H184V101H189V103L191 102V97H189V99H188ZM223 97V98H222ZM211 100H210V99ZM224 98L226 99V100H224ZM228 98V99H227ZM246 98V99H245ZM252 98V99H251ZM221 99V100H220ZM210 100V101H209ZM241 100V101H240ZM248 100H249V102H248ZM261 100V101H260ZM201 101V102H200ZM212 101H214V102H212ZM222 101V102H221ZM231 101V102H230ZM240 101V102H239ZM244 101V102H243ZM211 102V103H210ZM223 102H224V104L226 105V103H227V106H225L224 104H223ZM233 102H234V104H233ZM117 104H118V102H116ZM124 103H127V101L126 102H124ZM214 103H216L215 105H214ZM217 103H221V104H217ZM238 106H240V108L238 109V107H237V105ZM249 103H250V106H249ZM115 103H113V105H114ZM203 104V105H202ZM212 104L214 105V107H215V110L216 111H214V107L212 106ZM229 104V105H228ZM231 104V105H230ZM234 106H233V105ZM246 105V107H245V105ZM210 105H211V108H210ZM110 107L109 108H111L112 106H111V104L109 105ZM203 106V107H202ZM218 106H220V108L222 109V111L223 112H226V114L228 115L229 113V117L224 113L223 114V112L221 111V109H220V111L218 110L219 109V107ZM222 106H224V107H222ZM232 108H231V107ZM243 106V107H242ZM218 107V108H217ZM235 107V108H234ZM204 108H206V109H204ZM130 110L131 109V111H128V110ZM135 109V110H134ZM224 109H225V111H224ZM228 109H230V112H229V110ZM238 109V110H237ZM126 110H127V114L129 113V115H127L126 114ZM134 110V111H133ZM204 110L205 111H207V113H210V116L206 113V112H204ZM217 110L219 111V113H221V114H219V113H216L217 112ZM227 110V111H226ZM234 111V112H233ZM238 111V112H237ZM122 112H124V114H122ZM213 112H215V113H213ZM240 112V113H239ZM109 113H110V115L111 116H113V117H111L110 115H109ZM205 113V114H204ZM125 114H126V116H127V118L129 119V121H130V119L133 121V122H131V124H132V126L131 125H128V128H129V126H131L133 129H131V128H127V124H126V127H125V123H127L126 122V119L127 118H125L124 116H125ZM132 114H133V116H132ZM207 114V115H206ZM215 114V115H214ZM217 114H219V115H217ZM223 114V115H222ZM106 115V116H105ZM119 115V116H118ZM213 115H214V117H213ZM110 116V117H109ZM139 116V115H138ZM222 116V117H221ZM103 117H104V120H103ZM109 117V118H108ZM122 117H124V118H122ZM216 117V118H215ZM225 117L227 118V119H225ZM213 119V121L215 122V125H214V122L212 121V119ZM218 118V120H219V122L216 120ZM116 119V120H115ZM121 119H123V122H125L124 124H122L123 122H119V120L121 121ZM124 119H125V121H124ZM128 119H127V121H128ZM211 120V121H209V120ZM224 119V120H223ZM230 119V120H229ZM233 119V120H232ZM108 122H107V121ZM180 120V119H179ZM228 122H227V121ZM111 121V122H110ZM113 121V122H112ZM118 122V125H123V126H121L120 125V127L121 128H123V129H128V132H126L125 130H120L118 127H115V126H117V122ZM128 121V123H130ZM210 123H209V122ZM222 121V122H221ZM225 121L227 122V123H225ZM115 122V123H114ZM191 123V122H190ZM189 123V125H190V127H191V124L193 123L194 125H195V123L192 121V123L190 124ZM212 123V125H210ZM223 123H224V125H223ZM242 123H243V125H242ZM182 124V123H181ZM180 124V125H181ZM205 124H202V125H204V130H205V128H207V127H205L206 125ZM169 125H171V124H169ZM185 125V124H184ZM183 124H182V127L184 126ZM202 125H201V127H202ZM214 125V126H213ZM219 125V126H218ZM220 125H221V127H220ZM226 125V126H225ZM109 126V127H108ZM172 126V125H171ZM196 126V125H195ZM212 126V127H211ZM112 128V129H109V128ZM116 129H115V128ZM181 127V128H182ZM198 127V126H197ZM196 127V128H197ZM210 127H211V129H210ZM215 127L217 128V129H215ZM220 127V128H219ZM114 128V129H113ZM139 128V127H138ZM170 128V127H169ZM168 128V129H169ZM172 128V127H171ZM185 128H187V127H185ZM199 128V127H198ZM208 128L206 129V130H208ZM242 128V129H241ZM53 128H51V129H49V128H47V132H49V133H53V130H52ZM118 129V130H117ZM136 129V131L135 132H137V135H136V133L135 132H133V133H135L134 134V140L132 139L133 137H132V135L133 134H130V132H132L133 130H135ZM225 129V130H224ZM113 132H112V131ZM132 130V131H131ZM143 130H144V128H143ZM142 130V131H143ZM169 130H171V129H169ZM202 130H203V127H202ZM203 130V131H204ZM214 130H216V131H214ZM230 130V131H229ZM252 130V131H251ZM3 131V129L1 130V132ZM101 131V132H100ZM111 131V132H110ZM121 131H123L122 132V134H121ZM126 133H128V135H131L130 136V138H131V140L132 141H134V143L136 142V139L138 140V142L140 143H142V145H144L145 147H143V146H141V145H139L138 144V147H133V146H137V145H134V143L133 142H131L130 140L129 141H127V143H126V140L127 139H125L127 136L125 135V132ZM130 131V132H129ZM183 131V130H182ZM1 132H0V135H1ZM119 132V133H118ZM186 132V131H185ZM221 132H223V134H221ZM112 133V134H111ZM114 133V134H113ZM183 133H184V131H183ZM187 133V132H186ZM218 133H220V135H218ZM230 133V134H229ZM54 134V133H53ZM52 134V135H53ZM120 134V135H119ZM188 134V133H187ZM215 134V135H214ZM125 135V138L123 137ZM210 135V134H209ZM111 136V137H110ZM120 136H121V138H120ZM188 136H190V135H188ZM223 136H224V138H223ZM105 137H106V140H105ZM118 137L121 139V140H119L118 139ZM137 137V138H136ZM144 137V138H143ZM205 137H204V140H205ZM219 137H222L221 139L219 138ZM113 139V142H112V139ZM123 138V139H122ZM128 139H130L129 137H127ZM226 138V139H225ZM107 139H109V140H107ZM143 139L148 143H146L145 141H143ZM191 139H193V140H191ZM216 139V140H215ZM117 140L118 141H120L119 143L117 142ZM125 141V143L124 142H121V141ZM108 141V142H107ZM189 141H194V145H193V143L192 142H189ZM199 141H201V140H199ZM107 142V143H106ZM112 143L111 144V146H110V144H108V143ZM116 142V143H115ZM183 142V141H182ZM189 142V143H188ZM211 142V141H210ZM133 143V144H132ZM140 143V144H141ZM154 143H155V146H154ZM190 144L189 146H192V147H194L193 149H189V146L187 147V145L188 144ZM192 143V144H191ZM198 143V142H197ZM218 143V144H217ZM120 144V145H119ZM122 144V145H121ZM129 144V145H128ZM136 144H137V142H136ZM201 144H202V142H201ZM109 145V146H108ZM115 145H116V147H115ZM117 145L120 147H117ZM123 145H125L126 147H124ZM150 145V146H149ZM123 146V147H122ZM133 148H132V147ZM180 146L182 147V149L180 148ZM206 146H208L207 148L208 149H210V146H212L211 144L210 145H206ZM206 146H204V148L206 147ZM214 146H217V147H214ZM233 146V147H232ZM104 147V148H105ZM112 147V149H110V152H109V148H111ZM116 148V150L118 149V151L120 150V152H118L117 151V153L120 155L121 154V152H122V157L121 156H119V155H115V154H117L115 151L116 150H114L113 148ZM149 148L150 149V151L149 150H147V148ZM154 147V148H153ZM191 147V148H192ZM197 147H199V144L197 145ZM200 147H203V144H202V146H200ZM199 147V148H200ZM219 147V148H218ZM127 149V151L129 150V148L131 149V151H130V153H129V151H128V153L125 151L126 149ZM153 148V149H152ZM203 148V149H204ZM207 148H205L204 150L205 151H207ZM219 149L218 151L217 150H215L214 151V149ZM221 148V149H220ZM140 149H142V150H140ZM157 149V150H156ZM236 149V150H235ZM114 152H113V151ZM201 150V148L199 149V151ZM261 150V151H260ZM104 151H103V153H104ZM112 151V152H111ZM124 151L126 152L125 154H123L124 153ZM133 151H135L134 153H133ZM156 151V152H155ZM184 151V152H185ZM193 151V152H192ZM205 151H201V152H204V153H207V152H205ZM231 151V152H230ZM250 151V152H249ZM17 152V151H16ZM139 152H140V155H139ZM151 152V153H150ZM183 154H182V153ZM226 152V153H225ZM249 152V153H248ZM1 153V152H0ZM15 153V152H14ZM14 153H12V154H14ZM109 153H113V155L114 156H116V158H115V160H113L112 158H113V155H112V158L110 159V154ZM135 153H137V157H139V156H144V160L145 161H142V162H144V163H140V157L138 158L139 159V161L137 162V160L138 159H135V157H133V156H135ZM194 153V154H193ZM219 153V154H218ZM9 154V155H8ZM6 156H9L10 157V153H8ZM15 154H19V153H15ZM14 154V155H15ZM127 154V155H126ZM130 154H131V156L134 158V159H132L131 161H130ZM171 154V155H170ZM180 154H182V155H180ZM190 154H188V156L190 155ZM203 154V153H202ZM20 155V154H19ZM82 155V154H81ZM80 155V156H81ZM124 155H126L127 157H126V160H125V157H124ZM139 155V156H138ZM2 156V155H1ZM12 156V155H11ZM79 156V157H80ZM83 156V155H82ZM81 156V157H82ZM118 156V157H117ZM128 156H129V158H128ZM143 156H142V158H143ZM194 156V157H193ZM204 156V155H203ZM203 156H202V158H203ZM204 156V157H205ZM3 157L4 156H2V159H1V161L3 162V161H5L4 159H7L6 157L3 159ZM8 157V161H10V165H11V162H13V161H16L17 162V160L18 159H16L17 157H16V155H15V159L13 160L12 158H11V160H10V158ZM109 157V158H108ZM124 157V158H123ZM136 157V158H137ZM152 157V158H151ZM105 158H107L108 159V161H107V159H105ZM117 158H123L124 159V161H120L117 165H115V163H117V161H119V159L117 160ZM129 160H128V159ZM149 158H151L152 160H153V163L152 162H150V160L151 159H149ZM85 159V160H86ZM102 159H105V161L107 162H105V161H103ZM109 159H110V161H109ZM146 159L150 162V163H152V164H150L149 162H147L146 161ZM160 161H159V160ZM185 159H187V158H185ZM185 159H183V160H185ZM197 159H199L198 160V164H199V162L200 161H202V165H201V163L199 164V165H197L195 162H197V161H195V160H197ZM247 159V160H246ZM13 160V161H12ZM61 160V159H60ZM92 161V163L93 164H95L97 161L99 162V166H101L100 164H103V162H105L104 164L106 165H104L103 164V166H104V168L101 166V167H99L100 169L102 168V170H104V171H101L100 169L99 170H97V169H95L94 167L97 165V163H96V165H92V163H91V161ZM93 160H97V161H93ZM135 160V161H134ZM169 160V164L171 163L170 161H174L173 162V165H171V166H169L167 163H165V162H167ZM204 160V161H203ZM209 160V161H208ZM221 160V161H220ZM259 160V161H258ZM0 161V163L2 164V162ZM19 161V163H20V160H18ZM62 161H65V164L64 165H67V166H63V167H68V164L66 163V162H68L67 160H65V159H62L60 162H62ZM81 161V160H80ZM101 161H103V162H101ZM113 161V162H112ZM116 161V162H115ZM127 162V163H125L124 165V167H123V162ZM128 161H130V162H128ZM157 161V162H156ZM164 161V162H163ZM176 161H178V163L179 164H177L176 165ZM194 163H193V162ZM213 161V162H212ZM244 161V162H243ZM246 161V162H245ZM145 162H147V163H145ZM185 162L187 163V164H185ZM242 162H243V164H245V165H243L242 164ZM9 163V162H8ZM8 163H7V160H6V162H5V166H6V168L7 167H10V165H8ZM63 163V162H62ZM61 163V164H62ZM121 163V165L122 166H120V168H122V170L123 171H121L122 173H120V174H123L122 175V177H121V175H120V177L117 175H115L114 174V172H110V171H113L114 170V166H115V168H116V166H117V169H115V170H119L120 168L118 167V165ZM149 163V165H147ZM205 163V164H204ZM1 164H0V166H1ZM12 164H14V163H12ZM17 164V166H19V167H21L22 168V166H21V164H18V162L16 163ZM85 164V165H84ZM113 165V167H112V165ZM140 164H142V165H140ZM196 164V165H195ZM251 164V165H250ZM252 164H253V166H252ZM41 165V164H40ZM81 165V164H80ZM87 165V166H86ZM154 167H153V166ZM186 165H188V166H186ZM195 165V166H194ZM248 165H250V166H248ZM259 165V166H258ZM3 166H4V164H3ZM13 166V165H12ZM17 166L15 167V164H14V167L11 169V167H10V172L11 171H13V173H11L12 175L13 174H15L14 172H16L17 170H18V168H17ZM44 166V165H43ZM42 165H41V170H40V168H39V166H38V168H37V170L39 171V173H38V171L36 172L37 173V175L39 176H41L42 175V171L44 170L45 171V166L43 167ZM86 166V167H85ZM110 166H111V169H110ZM143 166H145V167H143ZM174 166H178L179 168H180V170L177 168V167H175V168H177L178 170H179V172H178V170L176 169V171L175 170H171V169H173L174 168ZM191 166V168H189ZM198 166H202L201 168H199ZM232 166V167H231ZM248 166V167H247ZM2 167V166H1ZM24 167V166H23ZM43 167V168H42ZM74 168H78L77 166H73ZM106 167V168H105ZM107 167H109L108 169H109V171H108V169H107ZM130 167H131V169H130ZM148 167V168H147ZM159 167V168H158ZM171 169H170V168ZM15 168L17 169V170H15ZM96 168H98L97 166H96ZM119 168V169H118ZM162 168V170H160ZM182 168H188V169H183V170H185V171H187L188 170V172L186 173L185 172V176H183L184 178L185 177H187L186 176V174L188 175V174H190V176L191 177H187L186 178V180L188 179V178H190V179H188V181L187 182H190L189 180H192V182H194V184L192 183V182H190V183H188V184H191L192 183V185H190V187H189V185L186 183V181H185V184L188 186V190L187 189H184V186H185V188H187L186 187V185H184V178H183V181L182 180H180V179H182L181 178V175H183V173L184 172H181V175H180V171H183L182 170ZM193 168H196L195 170L197 171H195V170H193ZM262 168V169H261ZM1 169L3 170V172L6 174V176H7V173L9 172V170L7 169V170H5L4 169V167H2V168H0V171H1ZM24 169H25V171H26V167H24ZM43 169V170H42ZM66 169V168H65ZM68 169H70V168H68ZM76 169H73L72 171H73V173H75V174H78V176L77 175H73V173H72V177L74 176V177H79L80 175L82 176L83 174H81V171H78V170H76ZM85 169V170H84ZM93 169V170H92ZM124 169L126 170V174H124L123 172H124ZM149 170V172L151 173V176L149 177L148 176V174H146V173H149L148 172V170ZM153 169V170H152ZM160 171H158V170ZM191 169V170H190ZM201 169V170H200ZM15 170V171H14ZM67 170V169H66ZM74 170H76L75 172H74ZM105 170H107L106 172H105ZM114 170V171H115ZM144 172H143V171ZM150 170H152V171H150ZM157 170V175L159 176V177H161L160 179H162V183H163V185L162 186H164L163 188H165L166 190H167V188L166 187H169L171 190H170V194H171V192H172V195H169V193L168 192H166V190L165 189H163V191H161V186H159V185H161V183L159 184V178H158V176H156V173L154 172L153 173V171H156ZM209 170V171H208ZM8 171V172H7ZM21 171V170H20ZM28 171V170H27ZM27 171L26 172H24V170L22 169V172H23V174L24 173H27ZM41 171V172H40ZM43 171V172H44ZM128 171V172H127ZM147 171V172H146ZM199 171V172H198ZM2 171L0 172V174H2V177H3V173ZM10 172H9V174H10ZM18 172V171H17ZM70 172H71V169H70ZM70 172H69V175H70ZM76 172H78V173H76ZM100 172H105L104 174H106V176H104V178L106 177V178H108V177H110V178H108V179H104L103 178V173L101 174ZM116 172H118V171H116ZM120 172V171H119ZM118 172V173H119ZM178 172V173H177ZM19 173V172H18ZM41 173V174H40ZM80 173V174H79ZM112 173V174H111ZM130 173L132 174V176L130 175ZM141 175H139V174ZM143 173H145V174H143ZM169 173V174H168ZM177 173V174H176ZM193 173V174H192ZM197 173V174H196ZM8 174V175H9ZM10 174V175H11ZM95 174V175H96ZM99 174H101V175H99ZM143 174V175H142ZM162 174H163V176H162ZM165 174V175H164ZM179 174V175H178ZM196 176H195V175ZM10 175L9 176H7V177H10ZM11 175V177L13 178H9V181H10V179H11V183H9V181H8V179L6 180L5 179V182H4V177H3V179H2V177L0 178V183H3V184H5V183H7V181H8V184H5V185H7L8 187H9V189H11V190H13V184L14 185H16V187L14 186V188L16 189L17 187H18V189L19 188H21L20 189V192H19V194H18V192L17 191H19V190H17L16 189V192L15 191H13L14 192V194H17V195H19V196H21L22 197V200H21V202H22V204H23V199H25V201H27L29 204H31V202H29V200H27L26 199V197L25 196H27L26 194H28V190H27V185H28V183H26L25 182V180H23L25 183V187L23 186V183H19L21 186H23V187H19V186H17L18 185V182H22V180L20 179V178H22V177H20V173L18 174V176L17 177H19V178H17L16 177V179H19V180H17L16 182H14L15 180H14V177H15V175H17V173L15 174V175H13L12 176ZM94 175V176H95ZM110 175V176H109ZM116 176V178H115V176ZM133 175H134V177H135V180L136 181H138L139 182V179L140 178H142V187L143 186H146L147 188H149V190L148 189H146V187H144V190H145V194H144V196L146 197L147 196V198H145L143 195H141V196H143V199H145L144 201L143 200H140V199H142L141 198V196H140V199H139V196L137 195L138 193H136L135 194V192H134V189L135 190H138V189H142L139 185V188L137 189V187L134 185V184H136L137 185V183L134 181L133 183L132 182H130V181H132V180H134V179H132L133 178ZM137 175V176H136ZM177 175L178 176H180V178H178L177 177ZM193 175H194V177L196 178H193ZM21 176H23V175H21ZM40 176H39V179H40ZM102 176V177H101ZM126 176V177H125ZM147 176L149 179L147 180V182H146V180H145V177ZM189 176V175H188ZM76 177V178H77ZM112 177H114L115 179H117V181H116V183L117 184H119V185H114L113 183H112V180H113V178ZM119 178V180H118V178ZM147 177H146V179H147ZM151 177L153 178V180L155 181L154 183H153V181H152V179H151ZM168 179H167V178ZM169 177H171V178H169ZM174 177V178H173ZM71 178V177H70ZM76 178H74V180L76 181ZM120 178H124L123 179V181H124V185L122 184L123 183V181L120 179ZM139 178V179H138ZM39 179H36L39 183H37V181L36 182H34L33 183V185H34V188L32 187V186H29V189L31 188H33V189H37V190H39V189H41L40 191H38V193H43L44 191H43V188H41V187H44L46 184L45 183H43L42 182V185L44 184V186H41V182H40V180ZM104 179V180H103ZM111 179V180H110ZM127 179V180H126ZM130 179H132V180H130ZM138 179V180H137ZM151 179V180H150ZM173 179H174V181H173ZM1 180H3V182L1 181ZM13 180V181H12ZM74 180H73V182H74ZM87 180H88V184H86V182H87ZM109 180H110V182H109ZM129 180V181H128ZM158 182H157V181ZM168 180H170V182L168 181ZM100 181H102V185H104V186H101V183H100ZM105 181H107L106 183H108V184H106L105 183ZM122 182V183H119V182ZM148 181L149 182H151V184L153 183V187H154V185L156 186V185H158V186H156V188H157V190H159L160 192H161V194H159V195H157L156 193H154V192H157L158 193V191L156 190V188H154V192H153V190H152V188H151V184H149L148 183ZM259 181V182H258ZM96 182V183H97ZM113 182L115 183V180H113ZM126 182V183H125ZM182 182V183H181ZM76 183V182H75ZM84 183H85V185H88V186H85L84 185ZM96 183H93V186L95 185L96 186ZM109 183L111 184V185H109ZM130 183V184H129ZM131 183H132V185H131ZM147 183V184H146ZM166 183V184H165ZM173 183V184H172ZM181 183V184H180ZM200 183V184H199ZM3 184H1L0 185V187H2V185ZM10 184V185H9ZM35 184H38V186H35ZM106 184V185H105ZM129 186V187H135L134 189L133 188H131L132 189V191L129 189V187L127 186V185ZM138 184H140V182L138 183ZM145 184V185H144ZM168 184L170 185V186H168ZM174 184L176 185V186H174ZM177 184H179V185H177ZM199 184V185H198ZM98 185V184H97ZM113 185V186H112ZM121 185H122V187H121ZM131 185V186H130ZM180 185H182L181 187H179ZM194 185V186H193ZM5 187V186H3V189H7L8 187ZM10 186H12V187H10ZM77 186V187H78ZM105 186H107V188H109V189H111L112 187V189H111V192H113V191H115V189H114V187H118L119 188V190H121V188H122V192H124V194L122 193V192H120V191H115L116 193L114 194H112V195H109L110 196V198H109V196H108V194H111L110 193V190L109 189H107ZM112 186V187H111ZM121 188H120V187ZM124 186L126 187V188H124ZM192 186V187H191ZM196 186V187H195ZM258 186H259V188H258ZM46 187V186H45ZM44 187V188H45ZM98 187V186H97ZM103 187V188H102ZM111 187V188H110ZM160 187V188H159ZM173 189H172V188ZM179 187V188H182V189H180V190H182V191H180L179 190V188H178V190H177V188ZM193 187H195V188H193ZM25 188H26V190H25ZM94 188H96V189H94ZM150 188H151V190H150ZM198 188V189H197ZM263 188V189H262ZM2 189V190H3ZM6 189L4 190V191H1L0 190V205L2 204L3 206H2V208H1V206H0V208L1 209H3V208H5V205L7 206L8 204H9V202H8V204H5V200L7 199H9V198H12V196L11 197H9L8 198V196H9V194H11V192L10 191H8V192H10V193H8L7 194V191H6ZM14 189V190H15ZM22 189H24L25 191H21ZM31 190V191H33L34 192V190ZM46 189V188H45ZM103 189H105V190H103ZM125 189L126 190H130V192H134V194L136 195V198L134 197V194L133 193H129V190L127 191V193L130 195L129 196V199H128V196H127V194H126V191H125ZM174 189H175V191H174ZM197 189V190H196ZM108 191V192H105V191ZM117 190V189H116ZM143 190V189H142ZM142 190L140 191V192H142ZM164 190H165V192H164ZM185 190H186V192H185ZM168 191V190H167ZM175 193H174V192ZM262 191V194L260 193ZM13 192H12V195H14L13 194ZM21 192L23 193L22 195H20L21 194ZM24 192H26L25 194H24ZM32 192V193H33ZM101 192V191H100ZM118 192H119V194L120 193H122V194H120V195H123L122 196V201H123V205L126 203V205L125 206H127V207H124V208H128V204H129V207H130V205H132V207H130V208H132V209H136L135 211L137 212L139 209L142 211L141 212V216H142V218H139V215H138V218L140 219V221H139V219L137 218V217H135L134 216V219H133V215H135V211L133 210H131L130 208L129 209H127V212H126V209H125V211H124V208H123V206L121 205V202H120V204H116V202H117V200H118V198H119V194H118ZM136 192H139V190L138 191H136ZM159 192V193H160ZM181 192V193H180ZM3 193H5V194H7V195H5V194H3ZM29 193H30V190H29ZM83 193V192H82ZM90 193L92 194V197H93V194H94V201H92L93 202V204H94V206L93 207H95V209L93 208V207H91V195H90ZM107 193V195L105 196V194ZM165 195H164V194ZM168 193V194H167ZM2 194V195H1ZM34 194V193H33ZM140 194H143V192L142 193H140ZM150 194V195H149ZM174 194V195H173ZM181 194V195H180ZM17 195H16V198L17 199H19L18 197H17ZM24 195V196H23ZM29 195H30V197L32 198H30L31 200L30 201H32V200H37L39 197H41V194L39 195V194H37V195H39L38 196V198L37 199H35V198H33L34 196L36 197L37 195L36 194H34V196L32 195V194H28V196L27 197H29ZM32 195V196H31ZM97 195V196H96ZM116 195H118V198L117 197H115ZM168 195V196H167ZM2 196H4V197H2ZM7 196V197H6ZM56 196V195H55ZM63 196V195H62ZM108 196V197H107ZM131 196H133L135 199V203H134V200H132L133 199V197L131 198ZM166 196V197H165ZM171 196V197H170ZM173 196V197H172ZM1 197H2V199H1ZM25 197V198H24ZM111 197H114V200H115V202H112L113 201V199L111 198ZM121 197V196H120ZM126 197V198H125ZM163 197V198H162ZM14 198H15V195H14ZM15 198V199H16ZM84 198H86V199H84ZM98 200H97V199ZM106 198H109V199H106ZM116 198V199H115ZM5 199V200H4ZM16 199V200H17ZM21 199V198H20ZM41 199H42V197H41ZM102 199L104 200H106V201H108L109 202V205L111 204V205H113V208H112V206L111 207H109V208H111V209H109L108 211H110L111 212V215L112 216H110L109 214H110V212L108 213V211H106V210H104L105 212H107L105 215L107 216L106 217V219L107 220H104L103 221V219L105 218V215L103 216V214H104V211L103 212H101L102 211V205H104V204H106V203H104V201L102 202ZM120 199V198H119ZM131 199V200H130ZM148 199V200H147ZM6 200V201H7ZM38 200H40V198L38 199ZM38 200H37V202H38ZM44 200V199H43ZM43 200H40L42 203L45 201H43ZM63 200V203H59L60 201H62ZM72 200V199H71ZM100 200H101V202H100ZM112 200V201H111ZM120 200V201H121ZM124 200H125V202H124ZM129 200H130V202H129ZM137 200L140 202V203H138L137 202ZM255 200V201H254ZM4 202V204H3V202ZM9 201H13V202H11V204H12V209H11V207L9 208V205H8V208H5V210H7L6 212H8V209H10L11 210V212H10V210H9V212L10 213H8V215L10 216L11 215V213H13L14 211H15V213H13L15 216L17 215L16 213V210L18 211V209H17V207H21L20 206V204L17 202V201H20V200H17L16 202H17V204H15L16 202L13 200V199H11V200H9ZM34 201H33V203H34ZM53 201V202H52ZM64 201H66V202H69L68 204L66 203V202H64ZM99 201V202H98ZM119 201V200H118ZM143 201V202H142ZM263 203H262V202ZM27 202H25V205L24 206H26L27 204ZM36 201H35V205L33 204H31L32 205V209L35 211V213L34 212H32V210H31V205H30V210H28V209H25L24 208V206H23V208H20V209H22V210H20L19 212H22L23 214L25 213L24 212V210H26V213L25 214H27L28 212L27 211H31L32 213H33V216L31 217V218H33V222L35 223L34 225L37 227V223H39L38 224V227L37 228H39V230L41 229L40 227L41 226H39L41 223H42V221H41V216H39V218H37L36 217V211H37V203ZM52 202V203H51ZM88 202V203H87ZM95 202L97 203V205H95ZM148 204H147V203ZM40 203V202H39ZM87 203V205H85ZM91 205H90V204ZM99 203V204H98ZM128 203V204H127ZM144 203H145V205H144ZM18 205L17 207L16 206H13V205ZM45 204V203H44ZM48 204H49V202H48ZM56 204H57V206L58 207H56ZM81 204V205H80ZM102 204V205H101ZM108 204V203H107ZM106 204V205H107ZM134 204V205H133ZM136 204H137V208L135 207L136 206ZM139 204H143L144 206H145V208H144V206H143V208H142V206L141 205H139ZM53 205V206H52ZM85 205V206H84ZM89 205H90V207H89ZM104 205L105 207H108L109 205ZM118 205H119V207H121L120 209H119V207H118ZM139 205V206H138ZM11 206V205H10ZM35 206V207H34ZM37 206V207H36ZM41 206V205H40ZM39 206V207H40ZM42 206H44V205H42ZM42 206H41V208H42ZM52 206V207H51ZM54 206H55V208H54ZM69 206V205H68ZM67 206V207H68ZM88 206V207H87ZM97 206V207H96ZM117 206V207H116ZM34 207V208H33ZM49 207H51V208H49ZM76 207V206H75ZM80 207V208H79ZM101 207V208H100ZM104 207V208H105ZM135 207V208H134ZM16 208V209H15ZM26 208H27V206H26ZM36 208V209H35ZM79 208V209H78ZM87 208V209H86ZM0 209V211L3 213V211ZM13 209H14V211H13ZM53 209H55V211L53 210ZM69 209H71L72 210V213L71 214H73L72 215V218H71V214H69V216L70 217H68L67 218V216H68V213L69 212H71ZM73 209H75V213H77V215L74 213V211H73ZM86 209V210H85ZM90 209V210H91ZM96 209H97V211H96ZM99 209H100V211H99ZM107 209V208H106ZM147 211H146V210ZM4 210V209H3ZM4 210V211H5ZM38 210H40V209H38ZM115 210H119L120 212H121V214L119 215V211H115ZM130 210V211H129ZM159 210V211H158ZM40 211H42V209L40 210ZM52 213H51V212ZM94 211H95V213H94ZM124 211V212H123ZM132 211V212H131ZM161 211H164L163 213H162V215L159 217V216H157V214H159L160 215V213L159 212H161ZM0 212V213H1ZM18 212V213H19ZM54 212V213H53ZM66 212H68V213H66ZM132 213V216H130L131 217V219H130V217L129 216H127L126 217V213ZM135 212V213H134ZM147 212V213H146ZM156 212H158V213H156ZM1 213V215H5V214H7V213H4V214H2ZM32 213H31V215H32ZM46 212H44V214H45ZM51 213V214H50ZM87 213V214H86ZM97 213H99V214H97ZM134 213V214H133ZM146 213V214H145ZM155 213H156V215H155ZM40 214V213H39ZM44 214H41L43 217H44V220H46L47 221V223L48 222H52V220L54 221L55 219V221H58L59 219H60V217L59 218H55L54 217V219H51L50 221L49 220H47L45 217L46 216H44ZM108 214V215H107ZM114 214V215H115ZM138 214V213H137ZM137 214H136V216H137ZM140 214V213H139ZM148 214H149V216H148ZM163 214H165V216H163ZM0 215V216H1ZM7 215V216H8ZM14 215H12L13 217H15ZM27 215H29V213L27 214ZM76 215V216H75ZM115 215V216H116ZM121 215H122V217H121ZM129 215V214H128ZM6 215L5 216H3V218L4 217H7ZM7 217V221L6 222H8L9 224H10V226L8 227V228H10V231H9V234L10 235H7V239H1V243L3 242V240H6V241H8L7 243H6V241H4L2 244L0 243V245H3V247H5V248H2L1 246V248H0V253L2 252V254H0V258L3 256V258L2 259H0V262H2V263H0V264H12V263H14V264H64V263H62V262H65V260H64V258H62V257H64L65 255H64V253L62 252V250H66V252H67V249H65L66 248V246H70V245H72V244H74V242H75V240H76V237L78 238V236H77V234L79 235L80 233H81V231H80V233H77V230L74 228L75 227V220H73L72 219V221H73V224H72V226H71V222L70 223H67V227H69L70 229H72L73 231V233H71V231L69 230V229H67L65 226H66V221H65V225H62V226H64V227H62L64 230H65V228H66V232H64V231H62V233H60L61 232V229L60 228H58V229H60V232H58L57 231V228L55 227V226H53V227H55L54 229L53 228H49V227H47V228H45V229H48L49 228V230L50 231H52L53 233L55 232V234H57V232H58V235H64L65 237H63V236H60V237H63V238H60L58 235H56V236H58V237H53V235L55 236V234H51L52 236V238H56L55 240L54 239H52L53 240V242H50V239L49 238H47L49 235H47V233H46V230H45V232H43V230H40L41 232H39V233H37V237L34 235V233H35V231L36 230H38V229H36V227H35V231H34V229H33V231L31 230V227H30V225L32 224V223H30V221L32 222V219L30 218V221L28 222V220H26V218H25V221H27L28 223H27V226H25L26 225V223L24 222V220L22 219V218H24L25 216L24 215H22V216H24V217H21L20 216V213H19V217H18V215H17V217L19 218H17V217H15V219H18L20 222L22 221V222H24L23 224L24 225H22V223H20V225L21 226H23V227H20L19 225H17L18 223H17V221H15V220H13L14 218H12V216H10V217ZM50 216H52V217H50ZM75 216V217H74ZM77 216H79V217H77ZM101 216L103 217V218H101ZM115 217V218H118V217ZM146 216V217H145ZM156 216L157 217H159V220H157L156 219ZM173 216V217H172ZM2 217V216H1ZM0 217V218H1ZM57 217H58V215H57ZM82 217H83V215H82ZM81 217V218H82ZM100 217V218H99ZM124 217V218H123ZM129 217V218H128ZM3 218H1L0 220H3L4 222H5V220L3 219ZM28 218V217H27ZM37 218V219H36ZM41 218V219H40ZM71 218V219H70ZM85 218V217H84ZM90 218V219H91ZM98 218L99 220H101V221H98V219L96 220V219ZM109 218V219H108ZM118 218V219H119ZM127 218V219H126ZM136 218H137V220H136ZM148 218V219H147ZM162 218V221L160 220ZM164 218V219H163ZM174 218V219H173ZM21 219V220H20ZM40 219V220H39ZM69 221H68V220ZM118 219H116V220H118ZM150 219H151V221H150ZM167 219V220H166ZM11 220H13V222L11 221ZM39 222H38V221ZM43 220V221H44ZM84 220V219H83ZM88 220H89V217H88ZM91 220V221H92ZM115 220V221H116ZM130 220V221H129ZM134 220H136V221H134ZM142 220V221H141ZM3 221H1V223L3 222ZM46 221H45V223H44V225H46L47 223H46ZM62 221V220H61ZM60 221V222H61ZM79 221L80 222H84V221H86L88 224H90V221H87V217H86V219L84 220V221H81L80 219H79ZM92 221V222H93ZM114 221V220H113ZM120 221L121 220H118V222L120 223ZM132 221H134L135 222V226L137 225L136 224V222L138 221V224H139V226L141 227L140 229H138V231L139 232H137V228H139V227H135L134 226V224L132 223ZM149 221H150V223H149ZM166 221V222H165ZM187 221V222H186ZM59 221L57 222V223H59V224H64L63 222H61L60 223ZM78 223V224H80L81 225V223ZM86 222H84L85 223V225H86ZM117 221L115 222V224H116V226L118 227V228H120L122 225H121V223H120V225H119V223H118ZM130 222V223H129ZM154 222V223H153ZM156 222V223H155ZM173 222V223H172ZM8 223H6V224H4V225H6V227L4 226L3 228L5 229V228H7V224ZM11 223L13 224V225H11ZM29 223H30V225H29ZM50 223H48L47 225L49 226L50 225ZM55 223V222H54ZM96 223H94V224H96ZM105 223H103V224H105ZM113 222H111L110 224H112ZM124 223H126V224H124ZM128 223V224H127ZM159 223V224H158ZM166 223V224H165ZM3 224V223H2ZM59 224L57 225V227L59 226ZM68 224H69V226H68ZM115 224H114V226H115ZM142 224V225H141ZM144 224H145V226H144ZM149 224V225H148ZM177 224V225H176ZM29 225V226H28ZM33 224L31 225L32 227L34 226ZM42 225V224H41ZM52 225H54L53 223H52ZM52 225L50 226V227H52ZM74 225V226H73ZM77 225V224H76ZM85 225H81L82 227L84 226V227H87V226H85ZM93 225V224H92ZM91 224L89 225V227L90 226H92ZM3 226V225H2ZM2 226H1V224H0V229L1 230H4L3 228H2ZM80 226V228H82ZM94 225L92 226L93 228H95V229H97L96 227H95ZM103 226V225H102ZM112 226V225H111ZM115 226V227H116ZM131 226V227H130ZM134 226V227H133ZM15 227V228H14ZM16 227H17V229H16ZM25 227H27V228H25ZM89 227H87V229H85V230H88V229H90ZM117 227L116 228H114V230L116 229L117 230ZM126 227H128L127 228V234L126 233H124L123 234V232L125 231L124 229H126ZM148 227V228H147ZM171 227V228H170ZM195 227V228H194ZM5 229V230H9V229ZM13 228V229H12ZM22 228V229H21ZM28 228L30 229V230H28ZM76 228H79L78 227V225L76 226ZM102 228H106L105 226L104 227H101V230H102ZM154 228V229H153ZM26 231H25V230ZM62 229V230H63ZM84 229V228H83ZM92 229V228H91ZM95 229H92V233L94 232V230ZM112 229H113V227H112ZM153 229V230H152ZM0 230V231H1ZM4 230V231H5ZM11 230H12V232H11ZM20 230H21V233L22 234H18L19 232H20ZM25 232H24V231ZM38 230V231H39ZM48 230V231H49ZM78 230H80V229H78ZM98 230H100V229H98ZM109 230H110V226H109ZM115 230V232H116V237H117V232H119V230L118 231H116ZM129 230V231H128ZM148 230V231H147ZM152 230V231H151ZM23 231V232H22ZM37 231V232H38ZM50 231H49V233H50ZM84 231V230H83ZM102 231H104V229L102 230ZM106 231V230H105ZM112 231V230H111ZM132 231H133V234H132ZM147 231V232H146ZM34 232V233H33ZM43 232V233H42ZM51 232V233H52ZM79 232V231H78ZM88 232V231H87ZM87 232H85L84 234H85V237H86V233ZM90 232H91V230H90ZM101 232V231H100ZM114 231H113V233H115ZM128 232H129V234H128ZM146 232V233H145ZM7 233V231L4 233V235ZM12 233H13V235H12ZM46 233V234H45ZM60 233V234H59ZM64 233V234H63ZM83 233V232H82ZM81 233V234H82ZM89 233V232H88ZM96 233H98V231L96 232ZM96 233H93V236H94V234L96 235ZM112 233V234H113ZM1 234L3 235V233L1 232ZM26 234H27V236H26ZM36 234V233H35ZM40 236H39V235ZM42 234H45L44 236L42 235ZM66 234V235H65ZM74 234V235H73ZM90 234V233H89ZM102 234H103V232H102ZM104 234H103V236H104ZM132 234V235H131ZM47 235V236H46ZM70 235V239L69 238H67L68 236ZM83 235V234H82ZM91 235V237H92V234H90ZM89 235V236H90ZM98 235H99V233H98ZM120 235H118L119 237H120ZM127 235H129V237H125V236H127ZM133 235H134V237H133ZM151 235V236H150ZM73 236H74V238H73ZM87 236H88V234H87ZM100 236V235H99ZM0 237H2V236H0ZM40 237V238H39ZM82 237V236H81ZM85 237H82V238H85ZM90 237V238H91ZM97 237V236H96ZM3 238H4V236H3ZM9 238V239H8ZM60 238V240H58ZM66 238V239H65ZM81 238V239H82ZM86 238H88V237H86ZM103 238V239H104ZM115 238V237H114ZM47 239H49V240H47ZM62 239V240H61ZM75 239V240H74ZM111 239H113L112 237H111ZM117 239V238H116ZM130 239V240H129ZM48 242H47V241ZM51 240V241H52ZM65 240V241H64ZM68 240H70L68 243H67V241ZM73 240H74V242H73ZM79 240H80V238H79ZM84 240V239H83ZM118 240V239H117ZM120 240V239H119ZM150 240H152L151 242H150ZM55 241V242H54ZM57 241H58V243H57ZM60 241V242H59ZM77 241V240H76ZM85 241V240H84ZM84 241H81V242H84ZM87 241V240H86ZM113 241H115V240H113ZM121 241V240H120ZM120 241H118V242H120ZM65 242V243H64ZM79 243H75L76 245V247L78 246V244H80L81 242L80 241H78ZM90 242V241H89ZM5 243V244H4ZM51 243V244H50ZM53 243L55 244V245H53ZM87 244H86V246L84 247L85 249H87L86 247H88V241L86 242ZM98 243L100 244L101 243V245H104L105 243L106 244H108L107 246H106V244H105V246L107 247L106 249H104L105 247L103 246V249L104 250H108V252H109V249L111 250V252H109V254H107L106 252V254H107V256H106V254H104V253H101V254H104L103 256L100 254V258H97L96 259V257H97V254H98V250H96V249H99L97 246H98ZM8 244V247L6 246ZM60 244H63V246L62 245H60ZM81 244H83V243H81ZM90 244V243H89ZM110 244H112V242L110 243ZM163 244V245H162ZM15 245V246H14ZM57 245L59 246V247H57ZM66 245V246H65ZM83 245H85V242H84V244ZM97 245V246H96ZM160 245V246H159ZM73 246V245H72ZM80 246V245H79ZM112 246H113V248H112ZM170 246V247H169ZM18 249H16V248ZM81 247V246H80ZM80 247L79 248H77V250H78V252H79V249H80ZM136 247V248H135ZM12 248V249H11ZM44 248V249H43ZM56 248H57V250H58V248H60L58 251H56ZM62 248V249H61ZM64 248V249H63ZM70 248V247H69ZM73 248V247H72ZM83 248V247H82ZM156 248V249H155ZM11 249V250H10ZM14 249H16V251L14 250ZM74 249H76L75 247H74ZM121 249V250H120ZM128 249V250H127ZM3 250V251H2ZM70 250V249H69ZM68 250V251H69ZM94 250V251H93ZM102 250V249H101ZM113 250V251H112ZM118 250V249H117ZM124 250V251H123ZM5 251V252H4ZM8 251V252H7ZM10 251H12L13 252V254L10 252ZM15 251V252H14ZM61 253H60V252ZM72 251H75V250H72ZM87 251V250H86ZM99 251H100V249H99ZM121 251V252H120ZM65 252V253H66ZM81 252V251H80ZM79 252V253H80ZM95 252V253H94ZM101 252H103V250L101 251ZM8 253H10V254H8ZM77 253V251L75 252V254ZM118 253V252H117ZM116 253V254H117ZM157 253V254H156ZM4 254H6V255H4ZM12 254V255H11ZM72 254H73V252H72ZM78 254V253H77ZM98 254V255H99ZM2 255V256H1ZM10 255V256H9ZM62 255V256H61ZM70 255H71V253H70ZM80 255V254H79ZM93 255H94V257H93ZM110 255V256H109ZM112 255V256H111ZM118 255V254H117ZM147 255V256H146ZM68 256V255H67ZM114 256H116V258H114ZM131 258H130V257ZM60 257L62 258V259H60ZM66 257V256H65ZM71 257V256H70ZM70 257H67L68 258V261H69V264L71 263V260L72 259H76L75 257L76 256H72V258H71V260H69V258ZM78 258L80 257V256H77ZM90 257H93L92 259L90 258ZM8 258V259H7ZM77 258V259H78ZM82 258V257H81ZM80 258V259H81ZM101 258V259H102ZM61 260V261H60ZM64 260V261H63ZM103 260V259H102ZM102 260H99V261H102ZM108 260H105L104 262V264H106V261L108 262ZM166 260V261H165ZM6 261V262H5ZM77 262H78V260H76ZM80 261V260H79ZM83 261H85V259L84 260H82V261H80L81 262V264L83 263ZM110 261V260H109ZM113 261V260H112ZM112 261H110V262H112ZM67 262V261H66ZM90 262V263H89ZM113 262H115V261H113ZM112 262V263H113ZM115 262V263H116ZM72 263H76V262H74L73 260H72ZM112 263H107V264H112ZM116 263V264H117ZM66 264H68V263H66ZM79 264V263H78ZM85 264V263H84ZM99 264H103V262H101V263H99Z\"/></svg>",
	"mask_w": 264,
	"mask_h": 264
}]
</instances>
